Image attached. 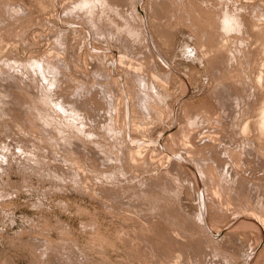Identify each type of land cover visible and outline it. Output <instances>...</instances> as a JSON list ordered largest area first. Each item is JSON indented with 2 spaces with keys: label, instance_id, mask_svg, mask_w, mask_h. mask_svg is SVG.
Here are the masks:
<instances>
[{
  "label": "rangeland",
  "instance_id": "obj_1",
  "mask_svg": "<svg viewBox=\"0 0 264 264\" xmlns=\"http://www.w3.org/2000/svg\"><path fill=\"white\" fill-rule=\"evenodd\" d=\"M0 1H3V0H0ZM6 1L4 0L3 3ZM10 1L14 2L15 5H14V3L12 4ZM10 1H9V3L14 7L11 8V5L8 3V1L3 6H1L2 8L0 7V11L2 14L6 15L8 12V16H4V15L0 14V18H1L0 21L5 22L6 25H7V23L9 24V21L10 22L12 21L11 22L12 24L10 23L9 25H10L11 30L13 31L12 32L10 30V28L8 29V27H9L8 25L5 26L4 23L0 22V28H1L0 34L2 35V36L0 35V50L1 51L3 50L2 53L0 51V59H1L0 72H2V74L0 73L1 74L0 79L6 78V79H4L5 81L3 79H1L4 82H2L0 84V89H2L4 87L3 89H9V91L11 90V92H12V93L11 92L8 93V90H7L6 91L8 94L7 95L6 92L5 93L2 92L3 89L0 90L1 91L0 97H1V99H4V101H2V102L5 103V104H3L2 102H0V106L3 105L2 108L0 107L1 108V111H0V264H206V263L210 264V262H211V264H216V262H217V264H225V263H227V264H244V263L245 264H250V263L264 264V263H262V262H264V254H262V253H264L262 250V248H264V245H262L263 244L262 243L263 242L262 241L263 236H261L262 235V229H260L261 227L259 225L257 226V223H254L252 220L250 222L249 221L250 219L247 218V217H249L250 213H253L252 215L250 214V216H255V217L259 218L260 221L263 222V224H264V215H263L264 214V209H263L264 208V206H263L264 205V203H263L264 202V181H262L263 183L260 181V180L264 179V176H263L264 175V172H263V170H264V167H263L264 166V161H263L264 158H261L262 154L264 153V150H263L264 149V146H263L264 137H262V136H264L263 135L264 133L262 131H260V123H261L260 118L263 115V113H262L263 110H261V109L264 108V104H263L264 98H262L263 100L261 99L262 95H263L262 97H264V91H263L264 85H261L262 83L264 84V79H262L264 77L263 76L264 75V71H263L264 67L262 66V65H264L263 64L264 63V59H263L264 58V56H263L264 55V46H261V42H260L263 40L262 45H264V36H263L264 30L263 31L261 30L262 28H264V26H262L264 24V22H263L264 21V14H263L264 8H262L264 0L263 1L262 0H223L225 3L221 0H183V1L179 0L180 2L177 0L179 5H178V3H176L177 2L176 0H105V1H103V0H89L90 4H89V6L87 5L86 7H85V5H81L80 1H82V0H77V2L75 0H73L74 2H71V0H66V1L64 0L65 4H63L64 3L63 0H61V2H60V0H55V1L54 0H10ZM68 1L71 2V4ZM17 2L20 3L19 4L20 9L19 10H17L18 6H19V5H16V4H18ZM59 2L62 4H60ZM66 2H67V4L69 3L68 5L75 6V7H70L72 9H70V8L66 9V7H68V5L66 6ZM75 2H76V5L74 4ZM218 2L225 4V5H223V7H221L222 6V4H221V6L219 7L218 6L219 4H217ZM261 2H263V3H261ZM1 3L2 2H0V5H2ZM57 3H58V5H57ZM77 3H78V5H81V7H77L78 6ZM99 3H100V5H98ZM6 4L10 9H7L8 8L7 6H6L7 8L5 7ZM54 4H56V5L54 6ZM252 4L253 5L255 4L253 6L254 9L251 8L252 6L250 7V5H252ZM180 5H181V7H180ZM211 5L215 6L216 9L219 8V10H216L214 7L212 8ZM256 5L258 6L259 9H257ZM260 5H261L262 9L260 8ZM21 6H23L24 8ZM184 6H187L186 8L190 9L191 12H190V10L186 9ZM217 6H218V8H217ZM227 6L231 7V9L226 8ZM239 6L242 8L241 10H238V9H240ZM3 7H4V9H7V10H4ZM15 7H17V8L15 9ZM49 7L50 8L53 7V8L50 9ZM182 7H184V8H182ZM255 7H256V9H255ZM62 8H64L63 11H62ZM79 8L80 9L82 8V11L79 10ZM91 8H94V9L92 10ZM210 8L212 10H210ZM222 8L223 9L225 8V11ZM234 8L235 9L237 8V9L235 10ZM220 9H221V11H220ZM226 9H228L229 11H227ZM232 9L234 10V12L237 11L235 13V15L237 16V14H239V16L235 17L234 14H231V13H234ZM3 10L5 11V13ZM54 10L56 12H58V15ZM87 10H88V12H86ZM215 10H216V12H215ZM230 10H232V11H230ZM245 10H248V11H245ZM10 11L12 12V14L13 13L14 14L12 15ZM19 11H21V12H19ZM26 11L27 12L30 11V12L26 13ZM40 11L43 13L41 14ZM46 11H48V12H46ZM83 11H85L86 14L88 13L87 16H89V18L90 17L91 18L89 19L88 17H85L86 15L82 16V15H84L82 13ZM89 11H91V13ZM209 11H213L214 13L210 12L211 13L210 14V13H208ZM217 11H219V13L223 12L222 15L224 13H226V11H227L226 14L229 13L228 15L232 16V19H234L233 23H235V24H233L234 27L237 25L236 31L232 30V28H233L232 27L231 29H229V30H231L232 33L231 32L228 33V30L225 31L226 28H224L223 26L221 28V25H223V23L221 21L222 19L220 20V18H222V17H219V16H221V13L219 15ZM242 11L246 12V14H244ZM250 11L251 12L253 11L255 14L253 12L251 14ZM45 12L48 14H46ZM115 12H116V14H114ZM240 12L243 13V14L241 13L242 16L246 15L245 16L246 20L243 19V21L245 20L243 23L248 26V29H246L247 26L245 25L246 26L245 32L243 31L244 28H242V27H245L244 24L241 23L242 19L240 21L238 20V19L242 18ZM259 12L260 13L262 12V14H261L262 17L260 16ZM53 13H54V15H53ZM61 13H62V15H61ZM81 13H82V15H81ZM187 13H188V15L189 14L190 15L188 16ZM215 13H217L219 16H217V14H215ZM22 14L26 15L27 18L24 15H23L24 17H22L21 16ZM43 14H45V15H43ZM95 14L98 16H96ZM247 14H248L250 20L247 18ZM10 15H12V16H10ZM51 15H53V16H51ZM80 15L82 16L81 19H80ZM101 15L103 17H100ZM211 15H212V17H211ZM32 16H34V18L36 17L35 20H33L34 22L31 21L29 23H25V22H28L29 19H31V20L34 19ZM54 16L56 17L57 21L55 20ZM187 16H188V18H187ZM209 16H210V18H209ZM9 17L12 19H10ZM15 17H18L17 19H19V20H17ZM20 17H21V19H20ZM78 17H79V19H78ZM94 17L96 20L94 19ZM254 17H256V18H254ZM259 17L262 18L263 21H262V19H259ZM13 18H15V20ZM23 18H26V19H24L25 21L24 20L22 21L25 24L20 21ZM100 18H102V19H100ZM189 18H192V19L194 18V19L192 21ZM195 18H196L197 23L194 22ZM216 18H217V20H216ZM257 18H258V20H257ZM40 19L41 20L43 19V20L40 21ZM45 19L47 21H44ZM82 19L83 20L85 19V20L83 21ZM91 19H94L95 21L93 20L94 21L93 22ZM4 20H6L7 22ZM78 20H79V22H78ZM214 21H215V23H214ZM218 21L221 23H219ZM249 21H250V23H249ZM253 21H256L257 24H256V22H253ZM13 22H14V24H13ZM48 22H49V24H48ZM87 22H89L90 24H88ZM192 22H194V24ZM91 23H93V24H91ZM199 23H201V24L199 25ZM217 23H219V25H220L219 28H218ZM239 23H241L242 25ZM247 23H249V24H247ZM15 24H18L19 26L18 27L15 26L17 28L13 29L12 27ZM197 24H198V27L196 26ZM208 24H210V25H208ZM250 24H251L250 27L255 28V29L251 28L252 31L250 30V27H249ZM48 25L50 27H48ZM89 25H91V26H89ZM127 25H129L130 27ZM193 25L195 26V28H193L194 27ZM239 25H241V28ZM257 25H259V26H257ZM20 26H22L20 29L23 31L22 36L24 37V39H23V37H20L21 36V34H20L21 30L20 31L18 30V28ZM131 26H132V29H131ZM210 26L211 27L213 26L212 29ZM5 27H7V28H5ZM28 27H29V29H28ZM32 27H34V28H32ZM38 27L41 28V30ZM51 27L56 29L58 32H55L56 30H54ZM24 28H26V29H24ZM31 28L33 30H31ZM42 28H45V29L42 30ZM198 28H199V30H198ZM213 28L216 29L215 30L216 32L213 31L214 30ZM238 28H239V30H238ZM85 29H87L86 34L90 37L89 39H88V37H85V35H86L85 31H84ZM136 29H138V30H136ZM206 29L209 30L207 32H209L210 34L206 33ZM240 29H242V30H240ZM257 29H259V30H257ZM38 30L40 32H37ZM46 30L48 32H50L51 35L46 36L48 34V32ZM51 30L53 33L51 32ZM88 30H89L90 35H89V33H87ZM201 30H202L201 34H204V32H205V35H200ZM210 30L213 33H215L216 38L213 36L214 34L211 33ZM217 30H220V32H218ZM237 30H238V32H237ZM255 30H257V32L260 31L262 33H257V35H256ZM15 31H16V33H18V32L19 33L15 34L14 33ZM24 31H26V32H24ZM92 31H95V32H92ZM98 31H99V33H96ZM137 31L140 34H138ZM223 31H224V33H223L224 35L226 34V32L228 33V34H226L227 36L225 35V37L227 39L222 34ZM234 31L236 33H234ZM240 31L243 33H241ZM248 31L249 32L251 31V33L253 35L248 34L249 33ZM253 31H255V32L253 33ZM7 32H8V34H7ZM239 32H240V34H239ZM37 33H38V35L40 33V36H37ZM44 33H45V36L43 35ZM141 33H142V35H141ZM218 33H220V34H218ZM136 34H137V37H136ZM208 34L210 35V36H208V39L209 38L211 39V41L209 39L210 42H213V41L215 42V40H216L215 43L213 42L214 45L212 44V46L209 48H208V46H209L208 44H210V42L206 39ZM245 34H247V35H245ZM259 34L261 37H257ZM8 35H12V38L14 37L13 38L14 40L12 38H9L11 36H8ZM94 35H95V39L92 38V36H94ZM139 35H141L142 37ZM144 35L146 37H144ZM198 35H199V37H197ZM220 35L222 36V40H220L221 39ZM4 36H6V37H4ZM15 36L18 39L15 38ZM30 36H33L31 38L35 42H33L32 39H30ZM57 36H58V38H54ZM203 36H206L205 39L203 38ZM218 36L220 37L219 40H218V38H219ZM245 36H247L248 40ZM252 36H254V39ZM52 37L54 40L52 39ZM96 37L97 38L100 37L98 39L99 42L98 41L95 42ZM211 37H213V38H211ZM237 37H239V38H237ZM256 37H257V40L255 39ZM4 38H5V40H4ZM38 38H40L39 41L37 40ZM65 38H66V40H65ZM76 38H78V40H75ZM145 38H147V39L149 38L148 43H147V40ZM200 38L203 40V42ZM214 38H215V40L212 41V39H214ZM234 38L236 40L237 39H239V40L242 39V40L241 41H239V40L235 41ZM45 39H46V41H44ZM56 39L59 41L55 42ZM61 39L64 42H62V41L60 42ZM67 39L72 40V41L74 40V42L69 41ZM150 39H152L151 43L149 42ZM232 39H233V42L231 41ZM8 40L10 43L8 42ZM49 40H50V42H49ZM52 40H53V43H52ZM86 40H88V42H86ZM91 40L94 42L92 43ZM143 40H145V41H143ZM198 40L200 42H202L201 47H200L201 43ZM243 40H245L246 42L244 41L245 42L244 43ZM26 41L28 42L27 45L24 44V43H26ZM30 41H32V42H30ZM140 41H143V42H140ZM204 41H207V43L205 42V44H204ZM217 41L219 44L217 43ZM228 41L230 42V44L228 43ZM3 42H5L6 45H8V46H6L5 43H3ZM22 42H24V43H22ZM38 42L40 43V45ZM66 42L69 45L71 44L70 42L75 43V46L73 47L74 44H71V46H72L71 49H70V46L67 48L68 45L65 44ZM90 42L92 43V46H91ZM220 42L222 43V45ZM240 42H241V44H244L243 47L247 44V42L249 43L248 45H246V48L247 47H249V48H247L245 50V53H244L245 47L243 48L241 44H240L241 46H238L239 45L238 43H240ZM250 42L254 43V44L252 43L253 48H250V47H252ZM29 43L31 44L30 47L28 45ZM32 43H33V45H32ZM55 43L58 44L60 49H58V46ZM61 43H63L64 46ZM87 43H89V44H87ZM99 43L101 45L102 44L103 45L100 46ZM139 43H141V44L144 43V44L149 45V46H147V47H146V45L142 46L143 44L141 45ZM232 43L235 45H233ZM50 44H52V45H50ZM54 44H55V49H53ZM76 44H78V47L79 46L80 47L77 48ZM223 44H224V46H223ZM257 44H258V47H260L259 48L260 51H258V53H257V51L254 50V48L255 49L258 48L256 46ZM24 45H26V46H24ZM236 45H237L238 49L235 47ZM104 46H106V47H104ZM113 46H114V48H113ZM117 46L119 47V50H118ZM138 46H139V48H138ZM140 46L142 47V49L140 48ZM222 46L225 49V55H223V56H225V59H227L228 57L229 58L231 57V60L230 59L226 60V62L228 64L232 61V65L229 64V66L230 67L232 66L234 68L235 66L238 65V62H239V66L242 65V66H240V68H239V66H237L234 68V70H232L233 68H230L228 66V64L225 62V59L222 60L224 58L223 56L219 57L218 60H220V58H221V60L224 62L220 61L221 64L217 63L218 61H217V58L215 57V55L220 54V51H219V54L217 53V51L218 50L222 51V49H223ZM64 47H66V49H64ZM88 47H89V49H88ZM94 47H96V48H94ZM232 47H233V50L234 49L238 50L237 54H239V55H237V58L239 59V57H240L239 60L236 58V50H234V53H235L234 54ZM37 48H38V50H37ZM121 48L123 49V51L120 50ZM151 48H152V51L150 50ZM197 48L198 49L200 48V50L198 51ZM205 48H206V50H205ZM240 48H241V50H240ZM67 49H68V51H67ZM79 49H81V50H79ZM91 49H93V50L90 51V55L89 54L87 55V53H89V50H91ZM103 49L104 50L107 49L106 50L107 53L112 54V55L105 53V51ZM113 49H115V50H113ZM146 49L149 51V55H150L149 56L146 54L148 56L147 58L145 56V53H148V51H145ZM169 49H170V51H169ZM228 49H230V54H227ZM250 49L251 50L253 49L254 53H252V51ZM58 50H60V51H58ZM63 50L66 51V54H65V51H63ZM209 50L211 51V53ZM248 50H250L253 57H256V58H253L251 54H250L251 55L250 56L248 54V53H250V51H248ZM11 51L13 54L11 53ZM35 51H36V54L38 53L37 54L38 56L35 55ZM44 51H46V54L44 53ZM49 51H50V53H49ZM57 51H58V53H57ZM79 51H80L81 56H78ZM83 51H84V53H83ZM98 51H100V53H99L100 56L98 54ZM113 51H115L114 55H113ZM118 51H119V53H118ZM121 51H122V53H121ZM125 51H126V53H125ZM166 51H169L170 55L168 53H167V55H164L166 53ZM200 51H201L202 55H201ZM213 51H215V53H213ZM226 51H227V53H226ZM241 51H242V54L240 55ZM247 51H248V53H247ZM7 53L10 54V55H8L9 57L11 56L10 58L8 56H6ZM17 53H18V57H17V55L15 56V54H17ZM51 53H53V55ZM71 53L75 56V58H73L74 56H72ZM101 53L103 54V56H101L102 55ZM195 53L198 55L196 56ZM212 53L214 56L212 55ZM232 53L234 54V56L232 55ZM243 53L244 54L247 53L249 56L247 54L244 55ZM262 53H263V55H262ZM33 54L35 56L34 61H32V59H33L32 57H34ZM49 54L51 56H49ZM94 54L96 56L98 55L97 56L98 60ZM172 54H173V56H172ZM209 54L212 55L213 57H211ZM222 54H224V53H222ZM256 54L260 55L261 58L257 57ZM19 55H20V57H19ZM82 55H84V56H82ZM91 55H94L93 57L95 59L93 57H91ZM242 55H243V57H242ZM4 56H5V58H4ZM12 56L15 58H13ZM21 56L22 57L24 56L23 58H26L27 60L22 59ZM27 56L28 57L32 56L31 57L32 59L30 57L27 58ZM36 56L41 57V58L43 57V59L46 58V60L48 59V61L50 60V62H48V61L46 62L45 59L43 60V59L37 58ZM59 56H60L59 61H58V59H56L57 61L54 62L55 58H57V57L59 58ZM64 56H65V58H64L65 62H62L61 58H63ZM88 56H89V58H88ZM113 56H114V58H113ZM168 56L169 57L172 56V58H168ZM176 56H177V58H176ZM208 56H210L209 57L210 59L207 58ZM247 56L249 57V59L246 58ZM68 57H69V59L73 58V59H70L71 63H70ZM99 57H101V59L103 57L101 62H99L100 61ZM180 57L183 60L179 59ZM203 57H205V58H203ZM233 57L236 58L237 60L236 59L234 60ZM7 58H9V61H7L8 63H6V61H5V60H7ZM11 58H13L14 61L16 59V61L19 62V63L16 61L14 62L12 59V61L16 64L15 65L16 69L14 67H13V69L11 67H9V66L13 65V64H11L12 63V61L10 60ZM36 58L39 60H37ZM53 58H54V60H53ZM92 58L94 60H96L97 62L94 60L92 61ZM107 58H109V59H107ZM137 58H139V59H137ZM144 58L146 61L144 60ZM212 58L214 60H216L217 62L216 61L214 62ZM257 58H258V60H257ZM78 59L80 61H76ZM86 59H88V61ZM104 59H105V61H104ZM111 59L114 61V64H113V61ZM127 59L128 60L130 59L129 60L130 62ZM148 59H149V62L151 61L152 63L147 62ZM163 59H164V61H163ZM204 59H207V60H204ZM259 59L262 62H260ZM20 60H22V61H20ZM66 60L69 61L68 65H67ZM72 60L76 61V63L79 62L78 63L79 68L77 67L79 69V71H77L78 69L76 68V66H78V64L75 65V63L72 62ZM81 60L84 62L83 65L81 63L82 62ZM115 60H117V62L120 60L119 61L120 65ZM156 60H157V64H156L157 66L154 65L156 63ZM177 60H179V61H177ZM211 60L213 61V65H215V66H216V63L219 64V66L224 64L223 68H225L227 66L228 68L227 67L226 68L229 71L226 68L225 69L228 72L224 71L225 69L222 70V68H221L222 66H221L219 68H221L222 72H218V70H220V69H217L218 66L214 67L212 65ZM242 60L244 62H242ZM25 61L29 62V65H30V63H32V64L30 66L29 65L26 66V64H28V63H25ZM36 61H38V62H36ZM44 61L46 62L47 65L43 64ZM52 61L54 62L56 67L54 66ZM175 61L178 63H176ZM235 61L237 63H235ZM246 61H249V62L247 63ZM253 61L256 63V65H254L255 63ZM3 62H5V63H3ZM9 62H11V63H9ZM33 62H35V63L33 64ZM41 62H43V63H41ZM58 62H59V64H58ZM204 62H205V65L207 64V66L204 65ZM209 62H210V64H209ZM17 63H18L19 67H21V66H22L21 68L24 67V69H22V71H20L21 68L18 69L20 73L17 70V68H19V67H16ZM36 63H40V64L37 65ZM80 63L82 65V67H81ZM99 63L100 64L103 63V65L105 63L106 68H105V65L104 66L102 65L101 67H100V65H97ZM146 63H148V64H146ZM257 63L261 64V66L260 65L257 66L258 65ZM41 64H43V65H41ZM192 64L194 66L196 65V69ZM3 65H5V66L7 65V66L4 67ZM33 65L35 66V69H34ZM49 65H51L52 67ZM61 65L64 66V68L62 70H60ZM93 65H95V66H93ZM96 65L98 66L97 69H96ZM108 65L110 66V69H109V67L107 69ZM116 65L119 67H117ZM146 65H148V67ZM185 65H187V66L185 67ZM63 66H61V68ZM66 66L68 68L67 70H66ZM74 66H75V68H74ZM83 66L85 68H83ZM123 66H124V68H123ZM151 66H153V68H151ZM175 66H177V67H175ZM188 66H189V68H188ZM7 67H9V68H7ZM70 67L72 70H69ZM102 67H104V68H102ZM125 67H127V69H125ZM130 67L133 70H129ZM149 67H150V69H149ZM155 67H156V70H155ZM250 67H252V70L248 69ZM4 68L5 69L7 68V70H3ZM49 68H51V69H49ZM54 68L56 70L58 68V70L56 72H52V71H55ZM92 68H94L95 70ZM98 68H99V71H98ZM101 68L103 69V71H105L104 69H106V71L104 72V74L105 73L106 74L102 75L103 78H102V76H100L101 74H103L102 73L103 71ZM119 68H120V70H119ZM122 68L125 70H129V71H126L127 73L126 72L125 73L128 75L130 74L132 79H133V76L135 75L134 76L135 80L130 79L131 78L130 76H129L130 77L129 78L128 75L124 74L125 70H123ZM145 68L148 69V71H146ZM177 68H179V69H177ZM193 68H194V70H193ZM242 68H243V70H241ZM245 68H246V70L247 69L248 70L244 71ZM8 69H10V70H8ZM88 69H89V71H88ZM91 69L94 70L92 72L93 74L91 73ZM183 69H185V70L183 71ZM230 69L232 71H230ZM239 69L241 70L242 73L239 71ZM253 69L255 72L253 71ZM33 70L36 73L38 72L37 75L39 77L36 76V73H34ZM59 70H60V72H64V73H62L63 75L59 72ZM178 70H181L182 72H180ZM190 70H191V72H190ZM209 70H211V71H209ZM212 70H216L219 73V74H216L217 72L215 71L216 77L218 76L219 79L214 78L215 75L213 76L214 73L212 74V72H214V71H212ZM261 70H262V72H261ZM9 71H10V73L12 71V73L10 74ZM29 71L33 72L34 75L31 74ZM42 71H43V73H42ZM100 71H101V73H100ZM109 71L111 73H109ZM113 71H115V72H113ZM132 71H135V73ZM158 71H160V73ZM4 72H5V74H4ZM49 72L51 75L46 74ZM58 72L60 74H56ZM77 72H78V74H80V76L83 75L82 76V82H81V79H80V81L78 80V78L80 76L76 74ZM87 72H90L92 74V76L94 75V77L89 78L88 76H91V75H90V73H88L89 74L88 75ZM98 72H99V75H98ZM139 72H140V74H139ZM172 72L173 73L175 72L176 74L175 73L173 74ZM192 72H194V73H192ZM207 72L209 74H207ZM244 72H246V73L248 72L247 74H249L250 72H251V74L253 73L252 75L246 74L247 76L250 77V80H252V81L248 80L249 77H246L244 75L245 74ZM7 73H9V74L7 75ZM41 73L44 75L46 74V76L43 77V75ZM66 73H67V75L65 76L64 74H66ZM81 73H84V74H81ZM131 73L134 75H131ZM143 73H144V75H143ZM168 73H169V75L172 73L171 75H173V76L170 75V76H168L170 78H168L166 76ZM239 73H241V75H243V76H241ZM96 74L99 77L96 76ZM110 74L114 78L111 77ZM147 74L148 75L151 74V75L148 76ZM220 74H221V76H220ZM235 74H236V76H235ZM30 75H31V77H30ZM60 75H62V76H60ZM85 75H88V76L85 77ZM123 75H125V77ZM190 75H192L193 77ZM23 76L28 77L27 80H26V77L24 78ZM68 76H69V78H68ZM95 76H96V78H95ZM109 76H110V79L112 78L111 80L110 79L107 80ZM138 76H140L142 80L138 79V78H140ZM163 76L167 77L168 81H166L167 79H165ZM174 76H176V77H174ZM185 76L188 77L189 79L186 78ZM223 76H225V78ZM9 77H11L12 79H10ZM45 77L46 78L50 77V78L47 80ZM56 77H57V79H56ZM60 77L62 79L63 78L64 79L61 80ZM73 77H74V81H73ZM115 77L116 78L118 77L117 79H119L120 81H116ZM145 77H147V78H145ZM245 77L247 80L245 79L244 81L247 83V87H249V88L246 87V84L243 81V79ZM254 77H256V78H254ZM32 78H33V81H32ZM36 78L38 80L37 82L35 81ZM152 78L154 79L153 82H155V83L151 82L153 80ZM228 78L231 79V82H229L230 79H228ZM58 79H60L62 82L60 80L58 81ZM76 79H77V81H76ZM186 79L189 80V83ZM213 79H214V81H213ZM225 79L227 82H229V85L232 83L229 86V88L233 86L234 89L233 88L229 89L227 87L228 83L225 81ZM232 79H234V80H232ZM238 79L241 80V82L243 81L244 84L242 83L243 84L242 85ZM1 80H0V82H1ZM89 80H91V82H88L89 84L91 83L90 84L91 87L89 86V84H87V81H89ZM94 80H95V83H98V84H95V86H94L95 89L92 87L94 85ZM104 80L106 82H104ZM124 80H126V81H124ZM148 80H149L150 86L147 87V85L145 86V83L146 82L148 83ZM184 80H186V81H184ZM218 80H220V81H218ZM221 80L222 81L224 80L223 82L227 83V84L225 83L224 86L227 87L228 89L223 87ZM29 81H30V83H29ZM55 81L57 83V86H56ZM84 81L86 83V86L88 85L87 90L90 87V91L88 90V92H86V90H84V89H86V86H84L85 84L83 83ZM110 81L118 82L121 85V88L124 86L128 87V88L126 89L124 87V88H122L124 90H122L118 83H113ZM132 81H134L135 84ZM136 81H138V84ZM140 81L142 83V86H139V87H141V89L137 86V85H141ZM142 81L145 82L144 85H143ZM211 81H213V83ZM232 81L233 82L236 81V83H235L236 85L238 83V85H242L243 87L242 86L241 87L236 86ZM18 82L19 83L22 82L24 84H21V83L19 84ZM47 82H48V84H46ZM156 82L159 83L158 86L160 85L159 86L160 88L157 87V88H159V90L162 88V91H164L168 87V89H167L168 91H164V92L159 91L155 87L157 85ZM255 82H257V86H258V84L260 85V86H258L259 88L256 86ZM12 83H13V85H15V90H14V88H12L13 87ZM14 83H16V84H14ZM39 83L41 85H39V86H37V88H35L36 86H34V85L35 84L38 85ZM42 83H43V86H42ZM53 83H55V84H53ZM110 83H112V84H110ZM125 83H126V85H125ZM251 83H252V85H251ZM2 84H4V85H2ZM28 84H30V86L32 84L33 85L31 87H29ZM50 84L55 86V87L51 86ZM60 84H62V85H60ZM82 84H84V85H82ZM129 84H130V88H129ZM153 84H154V86H153ZM166 84H168V85H166ZM217 84H219V85H217ZM248 84H249V86H248ZM1 85L3 87H1ZM5 85L6 86L9 85L8 86L9 88L6 87ZM23 85H25V86L23 87ZM65 85L68 86V89H67V86H65ZM103 85L105 86V88L103 87ZM116 85L118 87L117 89L115 88ZM151 85L153 87H151ZM161 85H162V87H161ZM215 85H217L218 89L220 86L222 87L221 88L222 90L224 88L225 91L224 90L223 91L226 93H223V92L219 93L218 91H221V90L220 89L218 90L217 88H215ZM250 85L251 86L255 85L256 88L251 87ZM10 86H12V87H10ZM26 86L28 87L29 90H31V93H30L31 96H33V93H34V95H35V97L33 96L34 99L31 96L29 98L27 96L29 94H27V93L25 95V92L29 91V90H26L27 89ZM45 86H47V87L49 86L48 87L49 89L46 87L47 91H45L46 93L48 92V95L46 93H44L43 89ZM97 86H98V88H96ZM107 86L110 89H111V87H112V89H116V92H115V90H112L115 92V94L112 93L109 89L108 90L110 91V93L107 94L106 92H104V91L108 92V90L106 88ZM235 86L237 87V90L239 87V90L238 91L236 90L234 92L233 90H235V88H236ZM22 87L24 88L23 93H21L23 90L20 89ZM32 87H34V90L36 89L37 91L39 90L38 88H40L39 92L37 93V91H33ZM163 87H164V89H163ZM245 87L247 88V90L251 88L250 93L252 95L250 93H248L249 91L247 92ZM261 87L263 88V90ZM91 88H92V91H91ZM102 88H103L104 93L99 90ZM132 88H134V89L132 90ZM143 88H144V90H146V92L143 90ZM145 88H147L148 91ZM149 88H151L150 90L152 92H150ZM240 88H242L244 90H242ZM41 89H42V91H41ZM56 89H58V91ZM70 89H72V90H70ZM96 89H97V92H95ZM118 89H119V91H118ZM211 89L212 90L214 89V91L217 89V91H215L216 94L221 96L223 93V95H225V97L222 96L223 97V99H222L221 97L217 96L214 93V91H212ZM231 89H233V90L231 91ZM12 90H14V91H12ZM18 90H20V91L22 90V91L20 92ZM64 90H65V92H63ZM81 90H82V92H80ZM241 90H242V92H241ZM258 90H260L261 92L263 91L262 94L259 93V95H258V92H260ZM78 91L82 94L78 93ZM154 91L155 92L158 91V92L155 93ZM243 91H246V92H243ZM256 91H257V93H254ZM14 92H18V94L14 93ZM51 92L54 94H52ZM60 92H61V95L64 94V96H65V93H67L66 94L67 96L62 97L60 95ZM69 92L72 95H69V97H68ZM90 92H91V94H90ZM120 92L122 95L120 94ZM160 92H162L161 95H160ZM212 92L214 94L213 98H215V96H217L216 98L218 100H216V101H219V99H220L224 105L220 101H219V103L218 102L215 103L216 98L215 99L211 98L213 94L211 95L210 93H212ZM228 92H234V94L237 92L238 98H240V97L241 98L238 99V98H236L237 95L234 96L233 93L230 94ZM2 93H4V94L2 95ZM19 93H20V96H19ZM35 93H37L38 95L40 93H41L40 95L44 94L43 96L45 97V100L41 101L40 104L43 108H45V110H43L42 107H39L40 105L38 104L39 103L38 101H37L38 103H36L38 96ZM49 93H51L52 95L50 94L51 96H49ZM83 93H85L84 94L85 96L83 95ZM105 93H106L107 97H108V95H110V98L109 97L106 98V95H104ZM145 93H148V95L146 96ZM149 93H151L153 95V97H151L152 95L150 96ZM158 93L160 96L158 95ZM167 93H168V95H166ZM10 94H12V95H10ZM57 94L60 95L62 98L57 96ZM77 94H79V95H77ZM239 94H241V95H239ZM246 94H249V96ZM4 95H5V97H2ZM17 95L19 97L18 100L21 101V103L24 100V102L22 103L23 106H22V104L20 107H18V106L14 107L13 106L14 104H15V106L18 105V103L20 104V102L17 103L15 101L16 99L14 100L15 102L12 100V98L17 96ZM95 95H96V98H95ZM98 95L99 96H101V95L105 96L106 99L103 97H102V99H100V97ZM114 95H116V96H114ZM139 95H140V97H139ZM209 95H211V97H209ZM255 95H257V96H255ZM8 96L10 97V99H9V101H8V99L6 100L8 102V104H6L5 99L8 98ZM11 96H12V98H11ZM26 96H27V98H26ZM46 96H47V98H46ZM119 96H120V98H119ZM121 96H123V97L121 98ZM135 96H136V98H135ZM162 96L166 97V99L160 98ZM227 96L229 97V99L232 98L233 100H229ZM254 96H255V99H254ZM70 97L72 99L71 101L77 100L75 98L81 99L80 100L81 101V103H80L81 108L80 109H79L80 106L78 104L79 99L77 100L78 102L76 101L77 103L76 102L73 103L71 101H68L70 99ZM144 97H147V99H145ZM155 97L158 99L160 98L162 100L159 99V101H158V99H156V101H155L153 99ZM226 97H227L229 102L226 101L227 100ZM233 97H235L236 99ZM248 97L251 100H249ZM31 98L33 99V101ZM48 98H50V100ZM64 98H66V99H64ZM111 98L112 99L114 98L113 100L117 102V103L115 102L116 103L115 104L114 101L112 100V102L115 105L110 104V103H112ZM116 98H119V100H117ZM131 98H132V100H130ZM149 98L151 99V101H149L150 100ZM209 98L211 99V101L213 100L212 102L214 103V106L212 105L213 104L212 102H207L208 100L210 101ZM244 98H246V100ZM252 98H253V100H252ZM53 99H54V102H53ZM86 99H87V101H86ZM107 99H110V102H108L109 100H107ZM140 99H141V101L143 99V101H142L143 106L141 105V102H139ZM241 99H242V101H240ZM256 99H257L259 104L257 103ZM260 99L262 100V102L259 101ZM26 100L28 102H26ZM46 100H49V102ZM51 101H52V103H51ZM57 101H59L61 103L57 104V107H54V106H56ZM98 101H100L99 104H101V101H102V103H104L103 106L102 105H100V106H102L103 109L106 108L107 109L106 111L108 112V114H111V112L113 113V114H111L112 116L110 115L113 118L108 116V114L102 108H100V106H98L99 105L98 103L96 104V102H98ZM134 101H135V103H134ZM204 101H205V103H204ZM233 101H234V103H233ZM236 101H237V103H236ZM252 101L253 102L255 101L256 103L255 102L253 103ZM9 102L10 103L12 102L11 105L14 103L12 105L13 108L11 105L7 106L8 108L6 107V105L10 104ZM33 102H35L37 105H35ZM43 102H45V104L47 105L48 108H46L45 104H42ZM120 102H122V103L124 102L123 105H121ZM136 102H137V105H139V106H135ZM150 102H152V103H150ZM226 102L233 103V104L227 105ZM238 102L241 104H239ZM242 102H244V103H242ZM247 102H249L250 104L248 107L249 109L247 108V110H246L248 112L246 114V111L244 109H246L245 107L248 106ZM251 102H252V104H251ZM1 103H2V105H1ZM53 103H55V104H53ZM62 103L64 104V106H66L69 103V106L67 105L66 107H64V106L62 107ZM106 103H109V104H106ZM210 103H211V105H209ZM217 103H218V105H216ZM32 104H34V105H32ZM70 104L73 107L75 104L76 108L78 107V109H76L75 107L69 108V107H72V106H70ZM82 104L85 105L86 107L82 106ZM94 104H96V105H94ZM156 104H157V107H156ZM204 104L205 105L207 104L206 106L209 105V107L211 109L215 108V110H217L216 111L217 114H215L216 112L213 109L214 110V114L212 115L213 118L211 117V113H213V111L211 109L209 110V107H202V106H205ZM234 104H236V105L238 104V107L240 106L239 107L240 109H238V107L235 106ZM242 104H245V105H242ZM4 105H5L6 109L4 108ZM52 105L54 108H52ZM59 105H61V107ZM104 105H108V106L104 107ZM148 105H149V107H148ZM191 105L193 107H197L196 105H198L200 107V105H201V108H199V107H197L198 109L193 108ZM24 106H25V108H24ZM26 106H27L28 110L30 109L29 110L30 112H29L27 117H26L27 114H25L26 112H24L26 109ZM92 106H94V107L92 108V111H90V112L91 113L93 112V113L91 114L89 112L90 113V116H89V114H87L88 113L87 110ZM109 106H110V110L113 107H114V110L112 109L110 112V110L108 109ZM111 106H113V107H111ZM131 106H133L134 108H132ZM152 106H153V108H152ZM216 106H218L217 108L218 109L220 108V109L218 110L216 108ZM224 106L227 109L224 108ZM228 106H229V109H228ZM232 106H235L234 107L235 111L232 110L233 109ZM252 106H254V107L252 108ZM21 107L24 109V111H23V109H21ZM82 107H84L86 111ZM97 107L100 108V111H99V109L96 110ZM127 107L129 108V110ZM141 107H144L147 110H144V108H141ZM188 107L190 109H192L193 111L188 109ZM11 108L14 111L11 110ZM14 108H16V109L19 108L18 111H20V110L21 111L18 113V111L17 110L15 111ZM32 108L37 109V110H35V112L37 114L35 112L33 113L34 110ZM61 108L63 109V111H65V109L67 110V108H68V110H67L68 112H66V113H68V115H66L64 117V115L66 113L61 112L62 111ZM205 108L208 111H206ZM221 108H222V110H221ZM241 108H243V110L245 111L244 113H241V112H243V110ZM250 108H251V111L254 110L255 112L249 111ZM4 109L6 111L8 109H10V113H9V111L7 112V113H9V115L5 113L6 111L3 112ZM60 109H61V111H60ZM140 109H142V110H140ZM194 109L196 110V112L194 111ZM223 109L224 110L226 109V111L228 110L227 111L228 117H227V115H225L226 111H223ZM236 109L239 112L236 111ZM80 110L83 112H81ZM90 110H91V108H90ZM101 110H102V112H101ZM115 110L117 112H115ZM198 110L200 112H198V115H197L196 113ZM202 110H205V112L203 111V113H201ZM240 110H241V112H240ZM11 111H13V112L11 113ZM70 111L72 113H70ZM96 111H97V113H96ZM141 111H143V112H141ZM218 111L220 113L222 112L223 114L222 113L220 114ZM232 111H234V112H232ZM257 111L259 112V114H257L258 113ZM40 112L43 115V117H44V115H46L44 117V119H39V117H42V115H40ZM42 112H44V113H42ZM57 112H61L62 114L57 113ZM76 112L77 113L80 112V114H77ZM104 112L107 114L106 115L107 118L109 117L108 119H104V120H107V121H105L106 126H105L103 120L100 121L101 119H103L105 117V116H100L101 115L100 113H104ZM134 112H136V114H134ZM207 112H211V113H208V115H207ZM235 112H236V114L237 113L242 114L243 117H242V115H239V114H237L238 115L237 116L236 114H234ZM250 112H251V114L255 113L254 117H253V115L251 117ZM23 113L25 115H23ZM30 113H31L32 117L34 116L36 118L33 119L34 117L32 118L30 116ZM49 113H51V114H49ZM73 113L74 114L76 113L75 114L76 116L79 115L78 116L79 119H76V116H74ZM158 113H159V115H157ZM187 113L189 114L190 120L193 119V121L189 122L190 120L188 119L189 117H188ZM69 114L70 115L73 114L72 115L73 118L72 117L70 118ZM95 114L97 117L98 116L99 117L98 118H96V116H95V118L92 117ZM121 114H122V116L119 117ZM199 114L205 115V116H203L204 119L202 118L201 115L199 116ZM16 115H17V117H16ZM52 115H54V116H52ZM60 115H62V116H60ZM48 116H51L52 118L48 117ZM57 116H58V118L60 116L61 118L63 117L64 119L54 118ZM68 116H69V119L66 118ZM115 116H116V118H115ZM123 116L126 119H123ZM215 116L218 118H216ZM235 116H236V118H235ZM28 117H29V119H28ZM101 117H103V118H101ZM199 117L201 118V122L199 120L200 119ZM224 117H227L226 119H229L230 121L229 120L227 121ZM246 117H248V119ZM30 118L33 121L35 120L34 123H32L33 121L30 120ZM49 118H50V120H49ZM110 118H111V121L109 120ZM130 118H132V119H130ZM252 118H253V120H252ZM38 119L41 122L38 121ZM120 119L123 121H121ZM186 119L188 121H185ZM202 119L204 120V122L202 121ZM214 119L215 120L219 119L218 121H220V120L221 121L219 123H216L218 121H215ZM223 119H225L226 121ZM255 119L257 122L254 121ZM27 120H29V121H27ZM118 120H120V122ZM194 120H196L198 125L201 123H202V125H199V127L197 124L194 125V123H195ZM234 120L235 121L238 120L239 122H235ZM242 120L244 122H242ZM251 120H252V122H251ZM36 121H38V122H36ZM43 121H44V123H42ZM59 121L63 122V123H60ZM159 121L162 123H160ZM212 121H213V124H212ZM222 121H224V122H222ZM232 121H234V122L232 124H230ZM109 122H111L112 124ZM114 122H116L117 125L118 126L120 125V126L119 127L116 126V123H114ZM127 122H128V124H129V122L131 124L128 125ZM157 122H159V123H157ZM187 122L189 123V125L192 129H193L192 126H194L193 131H195V130L197 131L201 127H202V129L206 128L209 125V131L210 132H208V128H206L204 131L202 129H199L196 133L194 132V134H196V135H194L193 133L191 135L190 133L193 131H191V128H189V125L187 124ZM192 122H194V123L191 124ZM225 122H228V123H226V125H223V127H222V124H225ZM37 123L40 125H38V127L34 126L35 124L37 125ZM54 123H58V124L55 125ZM102 123L104 125H102ZM238 123L239 124L244 123V124L241 127ZM250 123H252L253 125ZM32 124H33V126H32ZM43 124H45V125H43ZM108 124H109V126H111V128H109V126H107ZM160 124L161 125L166 124V125H165V127H164V125H163V127H161ZM170 124H173V125L177 124L176 127L174 128V131H175L174 137L172 136V137H170V139L167 138L166 140H164V143L163 142L161 143V141L159 140V137L161 134L160 131L163 129L161 131V132H163L165 130V128L170 126ZM205 124H207V125H205ZM121 125H122V129H121ZM130 125L131 126L134 125V126L131 127ZM204 125L206 127H203ZM216 125H217V127H214ZM256 125H257V127H256ZM45 126H47L46 129L48 132L45 130ZM103 126L107 130L109 128L110 133H108L109 131L107 132L106 129L103 128ZM112 126H113V128H112ZM252 126H253V129H255L254 127H256L257 130L259 129L260 135L256 129H255V131H257V132L256 133L254 132V130L252 129ZM36 127L38 128V130H35V129H37ZM39 127H40V129H39ZM55 127H57V128H55ZM61 127H63V128H61ZM135 127L139 128L138 131L136 130L137 128L135 129ZM229 127H231L230 129L232 131L230 129H229L230 131H228ZM233 127H236L235 130L236 129L238 130L239 129L238 127H241L240 130H242V132L244 131L243 133L241 132V134L244 137L242 138V135L240 134V132H236L237 130L235 131ZM49 128H51V129H49ZM218 128L220 131L217 130ZM75 129L77 132L75 131ZM111 129H112V131H111ZM130 129H131V131H130ZM132 129L135 133V134L133 133L135 136H133V134H131L133 132ZM175 129H177V130H175ZM225 129H227L226 131H228V135L225 134V133H227L226 131H224ZM33 130H35V131H33ZM41 130H42V132H41ZM51 130H52V132H49ZM126 130H127V132H124ZM180 130H183V131L185 130V131L182 132ZM187 130H188V132H190V131L191 132L188 133ZM200 130L203 131V133ZM206 130H207V133H205ZM221 130H222V132H221ZM240 130H238V131H240ZM43 131L45 132V134H43ZM59 131H60V134H59ZM139 131H141V132L139 133ZM211 131H214V132L217 131V132L211 133ZM223 131L225 132L224 134L227 137H225V135L223 134ZM198 132H200L202 134L199 133V135H200L199 136V135H197ZM76 133H77V135H76ZM107 133L110 135L108 136ZM128 134H130V135H128ZM136 134L139 135V136H137L139 139H137ZM207 134L209 135V137L212 136L211 137L212 139L209 138L208 136H206ZM251 134L252 135L255 134V135L251 136ZM256 134L260 136L259 138L257 137L258 138L257 140L258 141L260 140L257 143V145L255 143V142H257V140L255 139L257 136ZM143 135L146 136L147 138L144 137ZM190 135L192 137H193V135H194V137L199 136V138L203 135L206 137H202L203 139H199L202 141H198V140H196L198 137H196V139H195L194 137L192 138ZM220 135L223 137V139H224V137L226 139L228 138L229 142H228V140H225L224 142H222L221 140H223V139H221ZM235 135H239V139L242 141L244 140L243 141L244 144L240 140L236 141L238 136L236 137ZM240 135H241V137H240ZM249 135H250V138H249ZM131 136L133 139L131 138ZM181 136H185V139L183 140L184 137L181 138ZM64 137H65V139H64ZM70 137L72 139H70ZM97 137H98V139L100 138L99 139L100 142L97 141L98 140ZM154 137L157 139H155ZM216 137L217 138L220 137V138L217 140ZM233 137H236V138H233ZM173 138H174V141H173ZM136 139L138 141H135ZM154 139L156 142L154 141ZM232 139H235V140H232ZM251 139L253 140V142L251 141ZM95 140L97 141L96 144H95V142H96ZM139 140L140 141L142 140V141L140 142ZM170 140H172V141L170 142ZM178 140L179 141L181 140L180 142L182 144H180V142ZM185 140H189V141H185ZM194 140H196V141L194 142ZM210 140L211 141L214 140V143H216V144H214L213 142L207 143L208 141L210 142ZM215 140H217V141L215 142ZM219 140H220V142H219ZM230 140H232V142H234L233 145L231 144L232 142ZM250 141L252 143H250ZM153 142H155V143H153ZM240 142L242 144H240ZM246 142L250 145V148H252L253 150L248 148L249 145L245 144ZM100 143L104 145L103 148H101L103 145H101ZM131 143L134 146L131 145ZM145 143H148V144H146L148 147H145L146 146ZM192 143H194V144H192ZM202 143L204 146H207V144H208L207 147L210 146V148L214 149V151L212 149H209V148L205 150L204 147L203 148L201 147ZM219 143H221V145ZM225 143L226 144L229 143L227 148H226L227 145ZM259 143L260 144L263 143V144L260 145ZM141 144H144V147L143 146L141 147L142 152L144 151L143 153H141V150L136 151L137 148H135L138 145L140 146ZM154 144H156L158 147ZM173 144H175V145H173ZM213 144H214V147L212 146ZM218 144H219V146H218ZM223 144H225L226 149H224ZM82 145H83V148H82ZM97 145L98 146L101 145V146L98 147ZM129 146H133L134 148L130 147V149H129L128 148ZM177 146H179V147H177ZM181 146H183V148ZM197 146H200L202 150L199 147H198L199 148L198 149ZM229 146H233V147L231 148ZM260 146L261 147L263 146L262 147L263 149ZM161 147H162V149H161ZM192 147H194V148L192 149ZM243 147L244 148L247 147V149L244 150ZM146 148H148V149H146ZM153 148H155V149H153ZM179 148L182 150H180ZM184 148H186V150ZM216 148L218 150H216ZM220 148H221V150H220ZM228 148H229V150H227ZM230 148H231L232 152H234V150H235V152L231 154ZM240 148L242 151L244 150L247 153H245L243 151L242 154H240V152H239ZM101 149L104 151L100 152ZM132 149H133V151H132ZM151 149H153V151ZM187 149H188L189 154L186 153ZM222 149L226 150V151H222ZM129 150H130V153H128ZM171 150L176 152L175 153L176 156L175 155L173 156L174 152L171 153ZM177 150H178V152H177ZM191 150L192 151L194 150V151L192 152ZM208 150H210V151L212 150V151L210 152ZM260 150H263V151H260ZM91 151H93V152H91ZM131 151H132V153H131ZM146 151H147V155H145ZM217 151H218L219 156L217 154ZM250 151L254 154H256V152L258 151V153L255 156L254 154L250 153ZM253 151H255V152H253ZM95 152H97V154ZM135 152H137V153H135ZM150 152L152 154H150ZM181 152L184 153L185 157H184L183 153H181ZM202 152L207 156V160L209 158V161H208L209 163L207 162V160H205V163H203L204 159H206V157L204 158L205 155L202 156V154H203ZM153 153H154V155H153ZM170 153L172 155L171 156L169 155V157H168V154H170ZM193 153L197 154L198 158L200 157L199 160L202 161L203 165H207V163H208L207 166H203V165L201 166L200 171L202 173V178H200V179L197 176V171L200 168V166L195 165L194 163H196V164L200 163V165L202 163L198 160V158L195 155L193 156ZM236 153L237 154L239 153L240 158L238 157V155ZM160 154L164 155V156L160 157L161 156ZM179 154H181V155H179ZM248 154H252L254 157H252V155L250 156ZM258 154L259 155L261 154V156H259ZM104 155L106 156L105 158H104ZM107 155H108V158L111 157L112 159L111 158L108 159ZM131 155H133V156H131ZM149 155H150V157H149ZM216 155H217V157H216L217 159H215ZM232 155H233V157H232ZM115 156H116V158H115ZM127 156H128V158L126 159ZM191 156H193V157L191 158ZM213 156H214V159H213ZM220 156H224V157H222L223 159L226 156V159H224V162H222L223 159H221ZM246 156H247V158L248 157H250V158L246 159ZM257 156H259L262 159V161L260 160V162H259V163H261V164H259V166L261 167L260 169L258 166H256L257 168L255 166H253L255 162L258 164L259 158ZM122 157H124L125 160L122 159ZM133 157H135L136 159ZM182 157L185 160L182 159ZM255 157L258 159V161L256 160ZM262 157H264V154ZM156 158L159 160H157ZM189 158L192 159V161ZM210 158H212V159H210ZM227 158H228V160H227ZM152 159H153V161H151ZM193 159H195V160H193ZM231 159L234 161H231ZM250 159L254 162H251ZM108 160L111 162H109ZM113 160H114V162H113ZM134 160H135V162L136 161L137 162L133 163ZM164 160L165 161L167 160V161L165 162ZM210 160L212 161V163H210L211 162ZM216 160L217 161L219 160L218 161L219 163L218 162L215 163ZM226 160L229 162H227ZM140 161L144 162L143 167H142V164ZM158 161L161 162V164L163 163L164 165L162 164V166H161V164ZM181 161L183 163L184 162L187 163V165H185V163H184V166H183V163ZM197 161H199V162H197ZM225 161H226V164L223 167ZM146 162L148 163L149 166L147 165ZM230 162H232V163L235 162V164L238 165V167L235 164L232 165ZM262 162H263V164H262ZM138 163H140V164H138ZM155 163H157L156 165H158V166H155L154 165ZM241 163H243V164L246 163V164L243 165ZM251 163L253 164L252 166L255 168L250 166V168H252V169H250L248 167L249 165H251ZM134 164H137L136 166H138V167L135 168L136 166ZM216 164L219 167H216ZM226 165L227 166L229 165V166L226 167ZM230 165H231V167H230ZM144 166L146 167V169H144L145 168ZM246 166L248 167L249 170H243ZM159 167H161V168H159ZM203 167H206V168H203ZM220 167H222L221 172L224 170H225V172L228 171L227 172L228 175H227V173H225L226 174L225 176L228 177L227 179H230L231 181H228V180L225 181L226 177L224 176V172H222L223 173L222 174L218 171V169H220ZM239 167L240 168L244 167L243 169L241 168L243 171L241 169L239 170ZM192 168H194V169H192ZM202 169H204L203 172H202ZM206 169H207V172H205ZM229 169L231 170L230 173H229ZM253 169H255V170H253ZM256 169L257 170L263 169L262 171L259 172V173L263 174L262 175L263 178L261 176L259 177V175H261V174H259V173H258L259 175L256 174L259 171L258 170L256 172ZM235 170H237V171H235ZM251 170H253V171L251 172ZM214 172H216V174ZM243 172L246 173V177L243 176V175H245V174H243ZM253 172H256V173L253 174ZM190 173L192 174V176ZM195 173H196V175H195ZM206 173L207 174L210 173V174L207 175ZM218 173L220 174L219 175L220 178L222 177L221 179L218 178L219 177ZM238 173H240L241 175ZM235 174L237 177L235 176ZM210 175H211V177H210ZM232 175H233V177H231ZM241 176H243V178H247V179H244L245 181L247 180L246 182H248L249 177H250L249 182L253 179L251 181L252 186L251 185H250L251 187L248 186L250 183L248 182L249 184H247L246 182H244L243 178L242 179L240 178ZM234 177H235V179L232 180ZM236 178H240L243 181L236 179ZM257 178H259L260 180H258ZM219 179L221 181H219ZM215 180H218L219 182L215 181ZM237 180H239V181H237ZM257 180L260 181L261 183L258 182V184H257ZM199 181H200V183H199ZM211 181H213L216 184V186H215V184H213V182L211 183ZM217 182H218V184H217ZM238 182H240L242 185L244 183L243 187L240 183L238 185L237 184ZM253 182L256 184H254ZM195 183L197 184V187H196ZM245 183L247 184L248 188L245 187ZM209 184H210V186L212 184V187L214 188V190H213V188H210ZM201 185H203V186H201ZM255 185H257L258 187L257 186L255 187ZM207 186L210 189H207L208 188ZM252 188H253V190H252ZM257 188L260 190H257ZM206 189H207V191L208 190L209 191L207 192ZM198 190L199 191L201 190L200 193L198 192ZM248 190H249V192H248ZM202 191L205 194L202 193ZM252 191H255V192H252ZM251 192H252V194H251ZM256 192H257V194H256ZM129 193H131V194H129ZM213 193H215V195L218 194V196L220 195L218 197V199L215 197V195ZM223 194H226V196L228 195L227 198ZM221 195H223V196H221ZM255 195H256V197H254ZM200 197L202 198L201 200H200ZM210 198H214V199H210ZM215 198H216V200H215ZM221 198L225 199V201L222 200ZM258 206H260V207H258ZM233 207L235 209H233ZM242 207L243 208L247 207V208L243 209ZM239 208H240V210H239ZM258 208H259V210H257ZM248 209H249V212H248ZM202 210L204 211V214H203ZM245 212H246V214H245ZM242 213H244V214H242ZM220 223H222V224H220ZM223 223H224V225H223ZM229 224H231V225H229ZM218 225H220V226H218ZM247 225H249V226H247ZM217 226L219 228H217ZM220 228L221 229L225 228L224 231L228 230L229 233L225 234L222 230H219ZM217 229H218V234L216 233ZM230 232H231L232 236L230 235ZM258 233H260L261 235H259ZM228 236L232 237L233 240H232V238H230V240H229ZM258 236H261L262 238L258 237ZM235 238H236V240H234ZM246 238L249 239V241L246 240ZM244 239L247 242H250V244L247 242L243 244L242 242H245ZM256 239H258V241ZM234 242L236 244L237 243L238 244L236 245ZM239 242L242 245H240ZM259 242H261V243H259ZM243 246H246L247 248L243 247ZM256 246L258 248L255 249L256 251L254 250L253 258L251 257L252 259L251 258L249 259L247 254L249 252H251ZM245 249H247V250H245ZM219 250L221 252H219ZM213 252L217 256L215 254H213ZM212 254H213V256H212ZM221 254H222V256H221ZM227 254H228V256H226ZM218 255H220L221 259H218ZM224 255L226 256L225 259H227V261H224L225 259L222 261V257H224ZM229 255H230V258L233 259V262L231 260H229L230 259ZM244 255H247V257ZM261 255H263V258H261L262 257ZM209 259L212 261H208ZM228 260L231 261V263L230 262L228 263ZM259 260L262 262H259Z\"/></svg>",
  "mask_w": 264,
  "mask_h": 264
},
{
  "label": "bare ground",
  "instance_id": "obj_2",
  "mask_svg": "<svg viewBox=\"0 0 264 264\" xmlns=\"http://www.w3.org/2000/svg\"><path fill=\"white\" fill-rule=\"evenodd\" d=\"M3 1H4V0H3ZM3 1H0V2H2V3H1L2 5H0V7L3 6L7 1H8V3H9L10 0H7V1L5 0L6 2H4V3H3ZM54 1H55V0H54ZM63 1H64V0H63ZM65 1H66V0H65ZM65 1H64L63 4H65ZM75 1L77 2V0H75ZM103 1H105V0H103ZM176 1H177V0H176ZM178 1H179V0H178ZM178 1H177L176 3H178ZM182 1H183V0H182ZM221 1H223V0H221ZM262 1H263V0H262ZM10 2H11V1H10ZM60 2H61V0H60ZM60 2H59V3H60ZM68 2H69V1H68ZM71 2H74V1L71 0ZM71 2H69V3L71 4ZM76 2L74 3L75 5H76ZM80 2H81V5H85V7H86L87 5L89 6V4H90V3H89V0H82V1H80ZM179 2H180V1H179ZM223 2H224V1H223ZM11 3L13 4L14 2H11ZM17 3H18V2H17ZM51 3H52V2H51ZM53 3H54V2H53ZM55 3H56V2H55ZM69 3H68V4H69ZM102 3H103V2H102ZM183 3H184V2H183ZM224 3H225V2H224ZM261 3H263V2H261ZM261 3H260V4H261ZM9 4H10V3H9ZM9 4H8V5H9ZM19 4H20V3H18V4H16V5H19ZM60 4H62V3H60ZM68 4H67V2H66V6H67ZM184 4H185V3H184ZM217 4H219L218 6L220 7L222 3L218 2ZM226 4H227V3H226ZM258 4H259V3H258ZM10 5H11V4H10ZM14 5H15V3H14ZM41 5H42V4H41ZM49 5H50V4H49ZM55 5H56V4H54V6H55ZM57 5H58V3H57ZM72 5H73V4H72ZM77 5H78V3H77ZM81 5H78L77 7H81ZM98 5H100V3H99ZM178 5H179V3H178ZM181 5H182V4H181ZM181 5H180V7H181ZM215 5H216V4H215ZM223 5H225V4H222L221 7H223ZM227 5H228V4H227ZM254 5H255V4H254ZM254 5L252 4V5H250V7L252 6L251 8L254 9V8H253ZM6 6H7V4L5 5V7H6ZM51 6H52V5H51ZM218 6H217V8H218ZM256 6H257V5H256ZM7 7H8V6H7ZM7 7H6V8H7ZM12 7H14V6L11 5V8H12ZM19 7H20V5L18 6V9H17V10L20 9ZM21 7H23V6H21ZM40 7H41V6H40ZM56 7H57V6H56ZM62 7H63V6H62ZM70 7H75V6H70V5H68V7H66V9H67V8L69 9ZM184 7L186 8L187 6H184ZM184 7H182V8H184ZM211 7H212V8L214 7V8L216 9L215 6H212V5H211ZM239 7H240V6H239ZM1 8H2V7H1ZM16 8H17V7H15V9H16ZM23 8H24V7H23ZM49 8H50V7H49ZM52 8H53V7H51L50 9H52ZM57 8H58V7H57ZM57 8H56V9H57ZM83 8H84V7H83ZM226 8H230V9H231V7H229V6H227ZM260 8H261V5H260ZM262 8H264V3H263V7H262ZM262 8H261V9H262ZM3 9H4V7H3ZM7 9H10V8L8 7ZM7 9H4V10H7ZM13 9H14V8H13ZM39 9H40V8H39ZM59 9H60V8H59ZM63 9H64V8H62V11H63ZM70 9H72V8H70ZM91 9L93 10L94 8H91ZM178 9H179V8H178ZM180 9H181V8H180ZM186 9H188V8H186ZM208 9H209V8H208ZM222 9H223V8H222ZM234 9H235V8H234ZM236 9H237V8H236ZM236 9H235V10H236ZM241 9H242V8L240 7V9H238V10H241ZM249 9H250V8H249ZM255 9H256V7H255ZM257 9H259L258 6H257ZM1 10H2V9H1ZM4 10H3V11H4ZM23 10H24V9H23ZM25 10H26V9H25ZM41 10H42V9H41ZM60 10H61V9H60ZM76 10H77V9H76ZM79 10L82 11V8H81V9L79 8ZM181 10H182V9H181ZM188 10H190V9H188ZM210 10H212V9L210 8ZM216 10H219V8L216 9ZM216 10H215V12H216ZM223 10L225 11V8H224ZM226 10L229 11L228 9H226ZM232 10H233V9H232ZM232 10H230V11H232ZM243 10H244V9H243ZM21 11H22V10H21ZM21 11H19V12H21ZM30 11H31V10H30ZM30 11H28V12L26 11V13H29ZM52 11H53V10H52ZM54 11H55V10H54ZM70 11H71V10H70ZM81 11H80V12H81ZM95 11H96V10H95ZM186 11H187V10H186ZM213 11H214V10H213ZM213 11H209L208 13H210V12L212 13ZM220 11H221V9H220ZM227 11H226V13H227ZM245 11H248V10H245ZM253 11H254V10H253ZM253 11H252V12H253ZM256 11H257V10H256ZM258 11H259V10H258ZM6 12H7V11H6ZM10 12H11V11H10ZM17 12H18V11H17ZM22 12H23V11H22ZM46 12H48V11H46ZM46 12H45V13H46ZM55 12H56V11H55ZM60 12H61V11H60ZM64 12H65V11H64ZM84 12H85V11L82 12L84 15H82V13H81V15H82V16H85V15H86L85 17H88V18H89V16H87L88 13L86 14V12H88V10H87L85 13H84ZM89 12L91 13V11H89ZM184 12H185V11H184ZM190 12H191V10H190ZM217 12H218L219 15H220V13H221V16H219L217 13H215V14H217V16L222 17V18H220V20L222 19L221 21H222V23H223V25H221V28H222V26H223L224 28H226L225 31L228 30V33L231 32V30H229V29H231L232 27L234 28V29L232 28V30H235V31H236V26H237V25L234 27L233 24H235V23H233V20H234V19H232V16H231V15L229 16V15H228L229 13H228V14L224 13V14L222 15L223 12H220V13H219V11H217ZM233 12H234V10H233ZM236 12H237V11H236ZM236 12H234V13H231V12H230V13L235 15ZM238 12H239V11H238ZM242 12H243V11H242ZM242 12H240V14H241ZM250 12H251V11H250ZM252 12H251V14H252ZM254 12H255V11H254ZM254 12H253V13H254ZM263 12H264V10H263ZM4 13H5V11H4ZM15 13H16V12H15ZM24 13H25V12H24ZM40 13L42 14L43 12L40 11ZM56 13H57V15H58V12H56ZM117 13H118V12H117ZM211 13H210V14H211ZM213 13H214V12H213ZM243 13L246 14V12H243ZM243 13H242V14H243ZM255 13H256V12H255ZM255 13H254V14H255ZM259 13H260V12H259ZM259 13H258V14H259ZM0 14H2L1 11H0ZM11 14H12V12H11ZM13 14H14V13H13ZM13 14H12V15H13ZM17 14H18V13H17ZM20 14H21V13H20ZM30 14H31V13H30ZM46 14H48V13H46ZM114 14H116V12H115ZM242 14H241V17H242V18H240V19L237 18L239 21L242 19V20H241V23H243V22L246 20V17H245L246 15H245V16H244V15L242 16ZM261 14H262V12L260 13V16H261ZM263 14H264V13H263ZM2 15H4V14H2ZM12 15H10V16H12ZM23 15H24V14H22L21 16H22V17L26 16V15H24V16H23ZM28 15H29V14H28ZM43 15H45V14H43ZM53 15H54V13H53ZM53 15H51V16H53ZM61 15H62V13H61ZM81 15H80V19H81V17H82ZM95 15H96V14H95ZM112 15H113V14H112ZM185 15H186V14H185ZM187 15H188V13H187ZM189 15H190V14H189ZM189 15H188V16H189ZM4 16H8V12H7V14L4 15ZM18 16H19V15H18ZM51 16H50V17H51ZM93 16H94V15H93ZM96 16H98V15H96ZM96 16H95V17H96ZM188 16H187V18H188ZM213 16H214V15H213ZM237 16H239V14H237ZM237 16L235 15V17H237ZM250 16H251V15H250ZM252 16H253V15H252ZM32 17L34 18V16H32ZM43 17H44V16H43ZM48 17H49V16H48ZM54 17H55V16H54ZM59 17H60V16H59ZM59 17H58V18H59ZM85 17H84V18H85ZM95 17H94V19H95ZM100 17H103V16L101 15ZM116 17H117V16H116ZM118 17H119V16H118ZM211 17H212V15H211ZM233 17H234V16H233ZM235 17H234V18H235ZM244 17H245V18H244ZM261 17H262V16H261ZM4 18H5V17H4ZM6 18H7V17H6ZM9 18H10V17H9ZM15 18L17 19L18 17H15ZM15 18H13V19L15 20ZM26 18H27V16H26ZM26 18H23V19L20 20V21L22 22V21H23L24 19H26ZM35 18H36V17H35ZM35 18L32 19V20L29 19V21H28V22H25V23H29V22L35 20ZM45 18H46V17H45ZM58 18H57V19H58ZM90 18H91V17H90ZM90 18H89V19H90ZM92 18H93V17H92ZM96 18H97V17H96ZM199 18H200V17H199ZM209 18H210V16H209ZM213 18H214V17H213ZM247 18L249 19L248 14H247ZM254 18H256V17H254ZM254 18H253V19H254ZM0 19H1V18H0ZM2 19H3V18H2ZM7 19H8V18H7ZM10 19H12V18H10ZM20 19H21V17H20ZM38 19H39V18H38ZM46 19H47V18H46ZM46 19H45L44 21H47ZM48 19H49V18H48ZM52 19H53V18H52ZM78 19H79V17H78ZM86 19H87V18H86ZM94 19H91V20L93 21ZM100 19H102V18H100ZM100 19H99V20H100ZM189 19H191V20L193 21L194 18H193V19H192V18H189ZM201 19H202V18H201ZM201 19H200V20H201ZM214 19H215V18H214ZM218 19H219V18H218ZM237 19H236V20H237ZM243 19H245V20L243 21ZM259 19H262V18L259 17ZM17 20H19V19H17ZM36 20H37V19H36ZM42 20H43V19H42ZM42 20L40 19V21H42ZM55 20H56V17H55ZM82 20H83V19H82ZM84 20H85V19H84ZM84 20H83V21H84ZM91 20H90V21H91ZM95 20H96V19H95ZM95 20H94V21H95ZM200 20H199V21H200ZM216 20H217V18H216ZM238 20H237V21H238ZM249 20H250V19H249ZM254 20H255V19H254ZM257 20H258V18H257ZM4 21H6V20H4ZM8 21H9V20H8ZM24 21H25V20H24ZM48 21H49V20H48ZM56 21H57V20H56ZM90 21H89V22H90ZM94 21H93V22H94ZM210 21H211V20H210ZM239 21H238V22H239ZM247 21H248V20H247ZM247 21H246V22H247ZM262 21H263V19H262ZM0 22L5 24V22H3V21H0ZM6 22H7V21H6ZM11 22H12V21H11ZM11 22L9 21V24H10ZM21 22H20V23H21ZM33 22H34V21H33ZM38 22H39V21H38ZM78 22H79V20H78ZM89 22H87V23L90 24ZM194 22H196V18H195V21H194ZM194 22H192V23L194 24ZM211 22H212V21H211ZM218 22H219V21H218ZM235 22H236V21H235ZM253 22H256V21H253ZM263 22H264V21H263ZM20 23H19V24H20ZM22 23H24V22H22ZM22 23H21V24H22ZM25 23H24V24H25ZM36 23H37V22H36ZM40 23H41V22H40ZM43 23H44V22H43ZM56 23H57V22H56ZM58 23H59V22H58ZM81 23H82V22H81ZM83 23H84V22H83ZM190 23H191V22H190ZM196 23H197V22H196ZM209 23H210V22H209ZM214 23H215V21H214ZM219 23H221V22H219ZM219 23H217V24H218V28H219V26H220ZM241 23H239V24H241ZM249 23H250V21H249ZM249 23H247V24H249ZM4 24H3V25H4ZM9 24L7 23V25L9 26L8 29L10 28V25H9ZM11 24H12V23H11ZM13 24H14V22H13ZM21 24H20V25H21ZM30 24H31V23H30ZM30 24H29V25H30ZM32 24H33V23H32ZM37 24H38V23H37ZM41 24H42V23H41ZM45 24H46V23H45ZM48 24H49V22H48ZM91 24H93V23H91ZM200 24H201V23H199V25H200ZM211 24H212V23H211ZM217 24H216V25H217ZM237 24H238V23H237ZM243 24H244V23H243ZM253 24H254V23H253ZM253 24H252V25H253ZM256 24H257V22H256ZM262 24H263V23H262ZM262 24H261V25H262ZM7 25L5 24V26H7ZM39 25H40V24H39ZM39 25H38V26H39ZM42 25H43V24H42ZM82 25H83V24H82ZM190 25H191V24H190ZM208 25H210V24H208ZM232 25H233V26H232ZM241 25H242V24H241ZM241 25H239L240 28H241ZM245 25H246V24H244V26H245ZM254 25H255V24H254ZM254 25H253V26H254ZM261 25H260V26H261ZM11 26H12V25H11ZM15 26L18 27L19 25H18V24H15V25H13L12 28H13V29H16L17 27H15ZM23 26H24V25H23ZM31 26H32V25H31ZM31 26H30V27H31ZM51 26H52V25H51ZM87 26H88V25H87ZM89 26H91V25H89ZM127 26H129V25H127ZM193 26H194V25H193ZM196 26L198 27V24H197ZM246 26H247V25H246ZM246 26H245V27H242V28H244V29H243L244 32L246 31V30H245ZM250 26H251V24L249 25V27H250ZM257 26H259V25H257ZM262 26H264V24H263ZM14 27H15V28H14ZM21 27H22V26H20V27L18 28L19 31L21 30V29H20ZM45 27H46V26H45ZM48 27H50V26L48 25ZM82 27H83V26H82ZM82 27H81V28H82ZM129 27H130V26H129ZM197 27H196V28H197ZM210 27H211V26H210ZM212 27H213V26H212ZM212 27H211V29H212ZM255 27H256V26H255ZM5 28H7V27H5ZM32 28H34V27H32ZM32 28H31V30H33ZM35 28H36V27H35ZM38 28H39V27H38ZM38 28H37V29H38ZM51 28H53V27H51ZM51 28H50V29H51ZM81 28H80V29H81ZM85 28H86V27H85ZM91 28H92V27H91ZM93 28H94V27H93ZM127 28H128V27H127ZM193 28H195V26H194ZM215 28H216V27H215ZM215 28H213V29H214L213 31L216 30ZM251 28L253 29L254 27H250V30L252 31ZM0 29H1V28H0ZM24 29H26V28H24ZM28 29H29V27H28ZM39 29L41 30V28H39ZM43 29H45V28H42V30H43ZM48 29H49V28H48ZM53 29H54V28H53ZM89 29H90V28H89ZM129 29H130V28H129ZM131 29H132V26H131ZM133 29H134V28H133ZM209 29H210V28H209ZM246 29H248V26H247ZM254 29H255V28H254ZM259 29H260V28H259ZM259 29H257V30H259ZM2 30H3V29H2ZM10 30H11V28H10ZM54 30H56V29H54ZM65 30H66V29H65ZM82 30H83V29H82ZM86 30H87V29L84 30V31H85V34H86ZM96 30H97V29H96ZM136 30H138V29H136ZM196 30H197V29H196ZM198 30H199V28H198ZM220 30H221V29H220ZM220 30H217V31L220 32ZM238 30H239V28H238ZM238 30H237V32H238ZM240 30H242V29H240ZM257 30H255V31H256V35H257V33H262V32H260V31L257 32ZM261 30L263 31L264 28H262ZM7 31H8V30H7ZM11 31H12V30H11ZM16 31H17V30H16ZM16 31H15L14 33H15V34H18L19 32L16 33ZM46 31H47V30H46ZM131 31H132V30H131ZM207 31H209L208 29H206V33H209V32H207ZM235 31H234V33H236ZM251 31H250V32L248 31V32H249L248 34H252ZM255 31H253V33H254ZM2 32H3V31H2ZM2 32H1V33H2ZM8 32H9V31H8ZM8 32H7V34H8ZM12 32H13V31H12ZM22 32H23V31L21 30V33H20L21 36H20V37H23V36H22ZM24 32H26V31H24ZM37 32H40V31L38 30ZM43 32H44V31H43ZM47 32H48V31H47ZM51 32H52V30H51ZM55 32H58V31L56 30ZM92 32H95V31H92ZM135 32H136V31H135ZM137 32H138V31H137ZM198 32H199V31H198ZM201 32H202V30L200 31V35H205V32H204V34H201ZM210 32L213 33L211 30H210ZM215 32H216V31H215ZM240 32H241V31H240ZM240 32H239V34H240ZM49 33H50V32H48V34L46 33V34H47L46 36L51 35V33H50V34H49ZM52 33H53V32H52ZM87 33H89V30H88ZM96 33H99V31L96 32ZM223 33H224V31L222 32V34H223ZM228 33L226 32V34H228ZM231 33H232V32H231ZM241 33H243V32H241ZM246 33H247V32H246ZM20 34H19V35H20ZM24 34H25V33H24ZM26 34H27V33H26ZM32 34H33V33H32ZM58 34H59V33H58ZM138 34H140V33L138 32ZM194 34H195V33H194ZM209 34H210V33H209ZM209 34L207 35V38H206L208 41H209V39H210V38L208 39V36H210ZM213 34H214L213 36L215 37V33H213ZM218 34H220V33H218ZM222 34H221V35H222ZM226 34H225V35H226ZM263 34H264V31H263ZM0 35H1V34H0ZM12 35H13V34H12ZM12 35H8V36H11V37H9V38H12ZM19 35H18V36H19ZM27 35H28V34H27ZM43 35L45 36V33H44ZM54 35H55V34H54ZM86 35H87V34H86ZM86 35H85V37H88V39H89L90 37H89L88 35H87V36H86ZM89 35H90V33H89ZM141 35H142V33H141ZM141 35H139V36H141ZM221 35H220V36H221ZM223 35H224V34H223ZM225 35H224V37H225ZM242 35H243V34H242ZM245 35H247V34H245ZM252 35H253V34H252ZM261 35H262V34H261ZM1 36H2V35H1ZM24 36H25V35H24ZM37 36H40V33H39V35H38V33H37ZM44 36H43V37H44ZM55 36H56V35H55ZM59 36H60V35H59ZM216 36H217V35H216ZM226 36H227V35H226ZM228 36H229V35H228ZM248 36H249V35H248ZM263 36H264V35H263ZM263 36H262V37H263ZM4 37H6V36H4ZM25 37H26V36H25ZM31 37H33V36H30V39H32ZM60 37H61V36H60ZM60 37H59V38H60ZM85 37H84V38H85ZM97 37H98V36H97ZM97 37H96V41H95V42H97L98 39L100 38V37H99V38H97ZM136 37H137V34H136ZM141 37H142V36H141ZM144 37H146V36L144 35ZM144 37H143V38H144ZM197 37H199V35H198ZM197 37H196V38H197ZM200 37H201V36H200ZM205 37H206V36H203L204 39H205ZM218 37H219V36H218ZM232 37H233V36H232ZM245 37L247 38V36H245ZM250 37H251V36H250ZM252 37H253V39H254V36H252ZM257 37H261L260 34H259ZM257 37L255 38L256 40H257ZM13 38H14V37H13ZM13 38H12V39H13ZM15 38H17V37L15 36ZM26 38H27V37H26ZM35 38H36V37H35ZM48 38H49V37H48ZM54 38H58V36H57V37H54ZM61 38H62V37H61ZM63 38H64V37H63ZM92 38L95 39V35L92 36ZM143 38H142V39H143ZM211 38H213V37H211ZM215 38H216V37H215ZM215 38L212 39V41L215 40ZM225 38H226V37H225ZM225 38H224V39H225ZM237 38H239V37H237ZM241 38H242V37H241ZM241 38H240V39H241ZM246 38H245V39H246ZM1 39H2V38H1ZM17 39H18V38H17ZM23 39H24V37H23ZM28 39H29V38H28ZM39 39H40V38H38L37 40L39 41ZM41 39H42V38H41ZM50 39H51V38H50ZM52 39H53V37H52ZM69 39H70V38H69ZM69 39H67V40H69ZM140 39H141V38H140ZM145 39L147 40V43H148V39H149V38H148V39L145 38ZM200 39H201V38H200ZM219 39H220V37L218 38V40H219ZM226 39H227V38H226ZM242 39H243V38H242ZM242 39H241V40H242ZM250 39H251V38H250ZM262 39H263V38H262ZM262 39H261V40H262ZM4 40H5V38H4ZM13 40H14V39H13ZM13 40H12V41H13ZM25 40H26V39H25ZM53 40H54V39H53ZM53 40H52V43H53ZM63 40H64V39H63ZM65 40H66V38H65ZM75 40H78V38H76ZM151 40H152V39L149 40L150 43H151ZM196 40H197V39H196ZM201 40H202V39H201ZM220 40H222V36H221V39H220ZM229 40H230V39H229ZM234 40L237 41V40H239V39L236 40V39L234 38ZM241 40H239V41H241ZM247 40H248V38H247ZM32 41H33V39H32ZM32 41H30V42H32ZM44 41H46V39H45ZM58 41H59V40L56 39L55 42H58ZM61 41H62V39L60 40V42H61ZM69 41H72V40H69ZM83 41H84V40H83ZM91 41H92V40H91ZM143 41H145V40H143ZM143 41H140V42H143ZM198 41H199V40H198ZM198 41H197V42H198ZM210 41H211V39H210ZM210 41H209V42H210ZM231 41L233 42V39H232ZM244 41H245V40H243V42H244ZM249 41H250V40H249ZM252 41H253V40H252ZM8 42H9V40H8ZM33 42H35V41H33ZM49 42H50V40H49ZM60 42H59V43H60ZM62 42H64V41H62ZM72 42H74V40H73ZM72 42H70V43H71V44H74V45H73V47H74V46H75V43H72ZM86 42H88V40H86ZM93 42H94V41H92V43H93ZM98 42H99V41H98ZM104 42H105V41H104ZM199 42H200V41H199ZM199 42H198V43H199ZM202 42H203V40H202ZM202 42H200V43H201L200 47L202 46ZM205 42L207 43V41H204V44H205ZM209 42H208V43H209ZM213 42H214V41H213ZM213 42H210V44H208V45H209L208 48L212 46ZM215 42H216V40H215ZM215 42H214V43H215ZM245 42H246V41H245ZM245 42H244V43H245ZM253 42H254V41H253ZM253 42H250V44L252 45ZM260 42H261V46H264V45H262V44H263V40L260 41ZM3 43H5V42H3ZM3 43H2V44H3ZM9 43H10V42H9ZM22 43H24V42H22ZM27 43H28V42L26 41V43H24V44L27 45ZM38 43H39V42H38ZM44 43H45V42H44ZM47 43H48V42H47ZM68 43H69V42H68ZM76 43H77V42H76ZM92 43L90 42L91 46H92ZM200 43H199V44H200ZM217 43H218V41H217ZM220 43H221V42H220ZM223 43H224V42H223ZM226 43H227V42H226ZM228 43L230 44L229 41H228ZM7 44H8V43H7ZM35 44H36V43H35ZM55 44H57V43H55ZM55 44H54V46H53V47H54L53 49H55ZM61 44L63 45V43H61ZM65 44L68 45L67 48L70 46V49H71V47H72L71 44L69 45V44H67V42H66ZM87 44H89V43H87ZM99 44H100V43H99ZM106 44H107V43H106ZM139 44H141V43H139ZM142 44H143V45H142ZM142 44H141L142 46L146 45V44H144V43H142ZM218 44H219V43H218ZM218 44H217V45H218ZM232 44H233V43H232ZM238 44H239V45H238ZM238 44H237L238 46H241V45H242V47H243V45H244V44H241V42L238 43ZM240 44H241V45H240ZM248 44H249V43L247 42L246 45H248ZM253 44H254V43H253ZM5 45H6V43H5ZM22 45H23V44H22ZM26 45H24V46H26ZM28 45H29V47L31 46L30 43H29ZM32 45H33V43H32ZM39 45H40V43H39ZM50 45H52V44H50ZM50 45H49V46H50ZM66 45H65V46H66ZM76 45H77V48L80 47V46L78 47V44H76ZM80 45H81V44H80ZM102 45H103V44H102ZM102 45L100 44V46H102ZM213 45H214V44H213ZM221 45H222V43H221ZM233 45H235V44H233ZM237 45H236L235 47L238 49ZM246 45L244 46L245 48L243 47V48H244V53H245V50H246L247 48H249V47L246 48ZM6 46H8V45H6ZM57 46H58V44H57ZM63 46H64V45H63ZM63 46H62V47H63ZM147 46H149V45H146V47H147ZM218 46H219V45H218ZM223 46H224V44H223ZM223 46H222V47H223ZM227 46H228V45H227ZM229 46H230V45H229ZM256 46L258 47V44H257ZM47 47H48V46H47ZM60 47H61V46H60ZM104 47H106V46H104ZM107 47H108V46H107ZM230 47H231V46H230ZM13 48H14V47H13ZM26 48H27V47H26ZM94 48H96V47H94ZM99 48H100V47H99ZM102 48H103V47H102ZM109 48H110V47H109ZM111 48H112V47H111ZM113 48H114V46H113ZM117 48H118V50H119V47H118V46H117ZM138 48H139V46H138ZM140 48L142 49L141 46H140ZM149 48H150V47H149ZM149 48H148V49H149ZM208 48H207V49H208ZM212 48H213V47H212ZM212 48H211V49H212ZM214 48H215V47H214ZM227 48H228V47H227ZM250 48H253V45H252V47H250ZM259 48H260V47L257 48L258 50L254 48V50L257 51V53H258V51H260ZM3 49H4V48H3ZM39 49H40V48H39ZM42 49H43V48H42ZM42 49H41V50H42ZM58 49H60L59 46H58ZM64 49H66V47H64ZM70 49H69V50H70ZM88 49H89V47H88ZM115 49H116V48H115ZM115 49H113V50H115ZM191 49H192V48H191ZM194 49H195V48H194ZM197 49H198V48H197ZM237 49H234V50H236V58H237V55H239V54H237V53H238V50H237ZM11 50H12V49H11ZM34 50H35V49H34ZM37 50H38V48H37ZM44 50H45V49H44ZM72 50H73V49H72ZM75 50H76V49H75ZM79 50H81V49H79ZM92 50H93V49L89 50V53H87V55H88V54L90 55V51H92ZM103 50H104V49H103ZM106 50H107V49H106ZM106 50H104L105 53H107ZM120 50L123 51L122 48H121ZM150 50L152 51V48H151ZM174 50H175V49H174ZM199 50H200V48L198 49V51H199ZM205 50H206V48H205ZM205 50H204V51H205ZM213 50H214V49H213ZM232 50H233V47H232ZM232 50H231V51H232ZM234 50H233V53H234ZM240 50H241V48H240ZM240 50H239V51H240ZM250 50H251V49H250ZM250 50H248V51H250ZM0 51H1V50H0ZM2 51H3V50H2ZM2 51H1V53H2ZM9 51H10V50H9ZM13 51H14V50H13ZM32 51H33V50H32ZM53 51H54V50H53ZM58 51H60V50H58ZM58 51H57V53H58ZM63 51H65V50H63ZM67 51H68V49H67ZM94 51H95V50H94ZM111 51H112V50H111ZM122 51H121V53H122ZM145 51H148V50L146 49ZM169 51H170V49H169ZM169 51H166V53H165L164 55H167V53L169 54ZM188 51H189V50H188ZM209 51H210V50H209ZM215 51H216V50H215ZM215 51H213V53H215ZM219 51H220V54H219ZM242 51H243V50H242ZM242 51H241L240 55L242 54ZM248 51H247V53H248ZM251 51H252V53H254L253 49H252ZM251 51H250V53H248L249 55H250V54L252 55ZM140 52H141V51H140ZM190 52H191V51H190ZM11 53H12V51H11ZM44 53L46 54V51H44ZM49 53H50V51H49ZM83 53H84V51H83ZM99 53H100V51H98V54H99ZM114 53H115V51H113V55H114ZM118 53H119V51H118ZM118 53H117V54H118ZM125 53H126V51H125ZM200 53H201V51H200ZM210 53H211V51H210ZM213 53H212V55H213ZM217 53H218L219 55H215V57L217 58V61H218V62H217L216 60H214L213 58H212V59H213L214 62L216 61L217 63L221 64L220 61H222V60L225 59V56H223V55H225V49H224V47H223L222 51H221V50H218ZM222 53H224V54H222ZM226 53H227V51H226ZM233 53H232V55L234 56L235 53H234V54H233ZM244 53H243V54H244ZM247 53H246V54H247ZM12 54H13V53H12ZM12 54H11V55H12ZM37 54H38V53H37ZM37 54H36V51H35V55H37ZM51 54L53 55V53H51ZM65 54H66V51H65ZM71 54H72V53H71ZM76 54H77V53H76ZM79 54H80V51H79ZM79 54H78V56H81V54H80V55H79ZM85 54H86V53H85ZM91 54H92V53H91ZM96 54H97V53H96ZM101 54H102V53H101ZM107 54H109V53H107ZM128 54H129V53H128ZM143 54H144V53H143ZM146 54L149 55V51H148V53H145V56H146V58H147L148 56H147ZM177 54H178V53H177ZM195 54H196V53H195ZM227 54H230V49H228V53H227ZM227 54H226V55H227ZM246 54H244V55H246ZM248 54H247V55H248ZM259 54H260V53H259ZM8 55H10V54L7 53L6 56H8ZM16 55H17V57H18V53L15 54V56H16ZM30 55H31V54H30ZM42 55H43V54H42ZM87 55H86V56H87ZM94 55H95V54H94ZM94 55H91V57H93ZM109 55H112V54H109ZM119 55H120V54H119ZM123 55H124V54H123ZM162 55H163V54H162ZM164 55H163V56H164ZM169 55H170V54H169ZM174 55H175V54H174ZM178 55H179V54H178ZM181 55H182V54H181ZM197 55H198V54H196V56H197ZM201 55H202V53H201ZM209 55H210V54H209ZM212 55H210V56L213 57L214 55H213V56H212ZM249 55H248V56H249ZM251 55H250V56H251ZM256 55H257V54H256ZM262 55H263V53H262ZM13 56H14V55H13ZM13 56H12V57H13ZM33 56H34V54H33ZM37 56H38V55H37ZM37 56H36V57H37ZM49 56H51V55L49 54ZM54 56H55V55H54ZM72 56H74V55L72 54ZM82 56H84V55H82ZM95 56H96V55H95ZM97 56H98V55H97ZM97 56H96V57H97ZM99 56H100V54H99ZM101 56H103V54H102ZM107 56H108V55H107ZM121 56H122V55H121ZM142 56H143V55H142ZM145 56H144V57H145ZM149 56H150V55H149ZM163 56H162V57H163ZM172 56H173V54H172ZM172 56H170V57L168 56V58H172ZM179 56H180V55H179ZM182 56H183V55H182ZM210 56H208L207 58H209ZM221 56H223L224 58H223L222 60H221V58H220V60H218V58L221 57ZM248 56H247L246 58L249 59ZM263 56H264V55H263ZM8 57H9V56H8ZM10 57H11V56H10ZM10 57H9V58H10ZM19 57H20V55H19ZM21 57H22V56H21ZM23 57H24V56H23ZM23 57H22V59H26V58H23ZM29 57H30V56H29ZM29 57L27 56V58H29ZM31 57H32V56H31ZM31 57H30V58H31ZM55 57H56V56H55ZM55 57H54V58H55ZM76 57H77V56H76ZM118 57H119V56H118ZM165 57H166V56H165ZM226 57H227V56H226ZM242 57H243V55H242ZM242 57H241V58H242ZM252 57H253V55H252ZM257 57H260V55H257ZM1 58H2V57H1ZM4 58H5V56H4ZM4 58H3V59H4ZM9 58H7V60H5L6 63H8L7 61H9ZM13 58H15V57H13ZM13 58H11L10 60L12 61ZM32 58H33V59H32ZM32 58H31L32 61H34L35 56L32 57ZM37 58L43 59V57H42V58H41V57H37ZM37 58H36V59H37ZM54 58H53V60H54ZM64 58H65V56H64L63 58H61V61H62V62H65V61H64ZM73 58H75V56H74ZM73 58H70V59H73ZM78 58H79V57H78ZM88 58H89V56H88ZM93 58H94V57H93ZM93 58H92V61L95 59V58H94V59H93ZM113 58H114V56H113ZM115 58H116V57H115ZM124 58H125V57H124ZM127 58H128V57H127ZM139 58H140V57H139ZM139 58H137V59H139ZM142 58H143V57H142ZM176 58H177V56H176ZM203 58H205V57H203ZM236 58L233 57L234 60H235ZM246 58H245V59H246ZM250 58H251V57H250ZM253 58H256V57H253ZM260 58H261V57H260ZM262 58H263V57H262ZM44 59L46 60V58H44ZM44 59H43V60H44ZM56 59H58V61H59L60 56H59V58H58V57L55 58V61H54V62L57 61ZM62 59H63V60H62ZM66 59H67V58H66ZM68 59H69V57H68ZM70 59H69V61H70ZM79 59H80V58H79ZM79 59L76 60V61H80ZM99 59H100L99 62H101V60L103 59V57H102V59H101V57H99ZM107 59H109V58H107ZM149 59H150V58H149ZM149 59H148L147 62H149ZM179 59H182V58L180 57ZM200 59H201V58H200ZM209 59H210V58H209ZM227 59H228V60H229V59L231 60V57H230V58L228 57ZM227 59H225V62H226ZM233 59H232V60H233ZM237 59H238V58H237ZM237 59H236V60H237ZM239 59H240V57H239ZM239 59H238V60H239ZM251 59H252V58H251ZM263 59H264V58H263ZM26 60H27V59H26ZM28 60H29V59H28ZM37 60H39V59H37ZM86 60L88 61V59H86ZM97 60H98V57H97ZM111 60H112V59H111ZM127 60H128V59H127ZM129 60H130V59H129ZM129 60H128V61H129ZM144 60H145V58H144ZM169 60H170V59H169ZM182 60H183V59H182ZM182 60H181V61H182ZM204 60H207V59H204ZM234 60H233V61H234ZM257 60H258V58H257ZM259 60H260V59H259ZM3 61H4V60H3ZM13 61H14V59H13ZM13 61H12V63H11V62H9V63L13 64L14 66H13V65H12V66H9V65H8V66L11 67L12 69H13V67L15 68V65H16V64H15L14 62L16 61V59H15L14 62H13ZM20 61H22V60H20ZM29 61H30V60H29ZM47 61H48V59L46 60V62H47ZM61 61H60V62H61ZM66 61H67V60H66ZM69 61H67V65H68V62H69ZM76 61H73V60H72V62H74L75 65L79 63V62L76 63ZM81 61H82V60H81ZM94 61H96V60H94ZM104 61H105V59H104ZM108 61H109V60H108ZM112 61H113V60H112ZM115 61L117 62V60H115ZM119 61H120V60H119ZM119 61L117 62L118 64H119ZM145 61H146V60H145ZM152 61H153V60H152ZM163 61H164V59H163ZM177 61H179V60H177ZM181 61H180V62H181ZM185 61H186V60H185ZM213 61L211 60L212 65H213ZM249 61H250V60H249ZM249 61H246V62L248 63ZM251 61H252V60H251ZM254 61H255V60H254ZM254 61H253V62H254ZM0 62H1V59H0ZM16 62H18V61H16ZM36 62H38V61H36ZM46 62L44 61V63H43V62H41V63L46 64ZM48 62H50V60H49ZM52 62H53V61H52ZM52 62H51V63H52ZM54 62H53V64H54ZM96 62H97V61H96ZM102 62H103V61H102ZM106 62H107V61H106ZM109 62H110V61H109ZM121 62H122V61H121ZM126 62H127V61H126ZM129 62H130V61H129ZM133 62H134V61H133ZM150 62H151V61H150ZM150 62H149V63H150ZM171 62H172V61H171ZM175 62H176V61H175ZM183 62H184V61H183ZM189 62H190V61H189ZM191 62H192V61H191ZM205 62H206V61H205ZM205 62H204V65H205ZM222 62H224V61H222ZM242 62H244V61L242 60ZM260 62H262V61L260 60ZM260 62H259V63H260ZM3 63H5V62H3ZM18 63H19V62H18ZM18 63H17V66H16V67H19V66H18ZM23 63H24V62H23ZM25 63H28V64H26V66L29 65V62L25 61ZM34 63H35V62H33V64H34ZM70 63H71V61H70ZM70 63H69V64H70ZM81 63H82V65H83L84 62L82 61ZM81 63H80V65H81ZM94 63H95V62H94ZM136 63H137V62H136ZM136 63H135V64H136ZM151 63H152V62H151ZM154 63H155V62H154ZM176 63H178V62H176ZM217 63H216V66H215V65H213V66H214V67H217V66H218L217 69H220V70H221V68H222V70H224V69L227 67L226 65L228 64V63L226 62V63H227V64L225 65L226 67L223 68L224 64L221 65V66H222V67H221V66H219V64H217ZM235 63H237V62L235 61ZM250 63H251V62H250ZM250 63H249V64H250ZM254 63H255V62H254ZM11 64H10V65H11ZM20 64H21V63H20ZM31 64H32V63H30V65H31ZM36 64L38 65V64H40V63H36ZM43 64H41V65H43ZM48 64H49V63H48ZM58 64H59V62H58ZM58 64H57V65H58ZM61 64H62V63H61ZM64 64H65V63H64ZM64 64H63V65H64ZM87 64H88V63H87ZM87 64H86V65H87ZM95 64H96V63H95ZM107 64H108V63H107ZM113 64H114V61H113ZM127 64H128V63H127ZM130 64H131V63H130ZM146 64H148V63H146ZM156 64H157V60H156V63H155L154 65L157 66ZM186 64H187V63H186ZM188 64H189V63H188ZM209 64H210V62H209ZM229 64L232 65V61H231ZM229 64H228V66H229ZM257 64H258V63H257ZM263 64H264V63H263ZM22 65H23V64H22ZM24 65H25V64H24ZM30 65H29V66H30ZM46 65H47V64H46ZM63 65H61V66H63ZM65 65H66V64H65ZM65 65H64V66H65ZM82 65H81V67H82ZM89 65H90V64H89ZM97 65H100V67H101V66L103 65V63H102V64L99 63V64H97ZM97 65H96V69H97V67H98ZM104 65H105V68H106V64H105V63H104ZM104 65H103V66H104ZM119 65H120V64H119ZM124 65H125V64H124ZM149 65H150V64H149ZM151 65H152V64H151ZM192 65H193V64H192ZM192 65H191V66H192ZM212 65H211V66H212ZM236 65H237V64H236ZM243 65H244V64H243ZM254 65H256V63H255ZM254 65H253V66H254ZM259 65L261 66V64H258L257 66H259ZM3 66L6 67L7 65H6V66L3 65ZM29 66H28V67H29ZM33 66H34V65H33ZM39 66H40V65H39ZM49 66H51V65H49ZM54 66L56 67L55 64H54ZM61 66H60V70H62V69L64 68V66H63L62 68H61ZM84 66H85V65H84ZM84 66H83V68H85ZM93 66H95V65H93ZM116 66H117V65H116ZM132 66H133V65H132ZM146 66L148 67V65H146ZM179 66H180V65H179ZM183 66H184V65H183ZM186 66H187V65H185V67H186ZM189 66H190V65H189ZM189 66H188V68H189ZM193 66H194V65H193ZM205 66H207V64H206ZM237 66H239V62H238V65H237ZM237 66H235V67H237ZM240 66H242V65H240ZM240 66H239V68H240ZM244 66H245V65H244ZM249 66H250V65H249ZM251 66H252V65H251ZM257 66H256V67H257ZM262 66L264 67V65H262ZM9 67H7V68H9ZM21 67H22V66H21ZM21 67L17 68V70L20 69ZM31 67H32V66H31ZM51 67H52V66H51ZM57 67H58V66H57ZM72 67H73V66H72ZM77 67L79 68V64H78V66H76V68H77ZM108 67H109V69H110V66H109V65L107 66V69H108ZM117 67H119V66H117ZM120 67H121V66H120ZM158 67H159V66H158ZM158 67H157V68H158ZM175 67H177V66H175ZM194 67H195V69H196V65H195ZM209 67H210V66H209ZM219 67H221V68H219ZM229 67H230V66H229ZM235 67H234V68H235ZM245 67H246V66H245ZM1 68H2V67H1ZM7 68H6V69L4 68L3 70H7ZM11 68H10V69H11ZM26 68H27V67H26ZM29 68H30V67H29ZM29 68H28V69H29ZM58 68H59V67H58ZM58 68H57V70H58ZM74 68H75V66H74ZM78 68H77V69H78ZM102 68H104V67H102ZM102 68H101V69H102ZM123 68H124V66H123ZM123 68H122V69H123ZM130 68H131V67H130ZM130 68H129V70H133L132 68H131V69H130ZM135 68H136V67H135ZM151 68H153V66H151ZM181 68H182V67H181ZM181 68H180V69H181ZM190 68H191V67H190ZM211 68H212V67H211ZM227 68H228V67H227ZM227 68H226V69H227ZM230 68H233V67L231 66ZM234 68H233L232 70H234ZM243 68H244V67H243ZM243 68H242L241 70H243ZM246 68H247V67H246ZM246 68L244 69V71H247L248 69H251V70H252V67L248 68L247 70H246ZM260 68H261V67H260ZM10 69H8V70H10ZM12 69H11V70H12ZM15 69H16V68H15ZM15 69H14V70H15ZM22 69H24V67L21 68L20 71H22ZM32 69H33V68H32ZM34 69H35V66H34ZM49 69H51V68H49ZM54 69H55V68H54ZM54 69H53V70H54ZM67 69H68V68H67V66H66V70H67ZM77 69H76V70H77ZM81 69H82V68H81ZM86 69H87V68H86ZM86 69H85V70H86ZM89 69H90V68H89ZM89 69H88V71H89ZM92 69H94V68H92ZM92 69H91V73L95 70V69H94V70H92ZM125 69H127V67H125ZM125 69H123V70H125ZM145 69H146V68H145ZM149 69H150V67H149ZM177 69H179V68H177ZM186 69H187V68H186ZM191 69H192V68H191ZM213 69H214V68H213ZM215 69H216V68H215ZM226 69H225L224 71H227V70H228V69H227V70H226ZM237 69H238V68H237ZM254 69H255V68H254ZM254 69H253V71H254ZM256 69H257V68H256ZM57 70L55 69V71H52V72H56ZM60 70H59V72H60ZM64 70H65V69H64ZM69 70H72L71 67L69 68ZM104 70L106 71V69H104ZM113 70H114V69H113ZM119 70H120V68H119ZM129 70H125V71H124V74H126V73H127L126 71H129ZM134 70H135V69H134ZM143 70H144V69H143ZM151 70H152V69H151ZM155 70H156V67H155ZM158 70H159V69H158ZM184 70H185V69H183V71H184ZM193 70H194V68H193ZM206 70H207V69H206ZM220 70H218V72H222V70H221V71H220ZM232 70L230 69V71H232ZM241 70L239 69L240 72H241ZM258 70H259V69H258ZM31 71H32V70H31ZM33 71H34V70H33ZM43 71H44V70H43ZM43 71H42V73H43ZM50 71H51V70H50ZM77 71H79V69H78ZM81 71H82V70H81ZM98 71H99V68H98ZM102 71H103V69H102ZM105 71H103V72H102L103 74H101L100 76L105 75V74H106V73L104 74ZM111 71H112V70H111ZM116 71H117V70H116ZM146 71H148V69H146ZM146 71H145V72H146ZM153 71H154V70H153ZM172 71H173V70H172ZM178 71L182 72L181 70H178ZM188 71H189V70H188ZM209 71H211V70H209ZM212 71H214V72H212V74L214 73L213 76L215 75L214 78H216V79L218 78V79H219L218 76L216 77V74H219V73H218L216 70H212ZM215 71L217 72L216 74H215ZM228 71H229V70H228ZM228 71H227V72H228ZM256 71H257V70H256ZM263 71H264V70H263ZM6 72H7V71H6ZM14 72H15V71H14ZM18 72H19V70H18ZM29 72H30V71H29ZM44 72H45V71H44ZM59 72L56 73V74H60V73L62 74V73H64V72H60V73H59ZM65 72H66V71H65ZM70 72H71V71H70ZM75 72H76V71H75ZM84 72H85V71H84ZM113 72H115V71H113ZM117 72H118V71H117ZM125 72H126V73H125ZM132 72L135 73V71H132ZM158 72L160 73V71H158ZM190 72H191V70H190ZM254 72H255V71H254ZM258 72H259V71H258ZM258 72H257V73H258ZM261 72H262V70H261ZM0 73L2 74V72H0ZM9 73H10V71H9ZM9 73H7V75H8ZM11 73H12V71H11ZM11 73H10V74H11ZM19 73H20V72H19ZM27 73H28V72H27ZM30 73L33 74V72H30ZM34 73H36V72L34 71ZM37 73H38V72H37ZM37 73H36V76H38ZM42 73H41V74H42ZM68 73H69V72H68ZM88 73H90V72H87V74H88ZM91 73H90L91 76H88V75H89V74H88V75H85V77L88 76L89 78H90V77L93 78L94 75L92 76L93 73H92V74H91ZM96 73H97V72H96ZM100 73H101V71H100ZM109 73H111V72L109 71ZM118 73H119V72H118ZM120 73H121V72H120ZM128 73H129V72H128ZM172 73H173V72H172ZM172 73H171V74H172ZM174 73H175V72H174ZM174 73H173V74H174ZM184 73H185V72H184ZM188 73H189V72H188ZM192 73H194V72H192ZM233 73H234V72H233ZM237 73H238V72H237ZM241 73H242V72H241ZM241 73H239V74L241 75ZM244 73H245L244 75H245L246 77H249V76H247V75L251 74V72H250L249 74H247L248 72H247V73L244 72ZM1 74H0V75H1ZM4 74H5V72H4ZM4 74H3V75H4ZM46 74L51 75L50 72H49V73H46ZM46 74H45V75L42 74L43 77L46 76ZM76 74L80 76V74H78V72H77ZM81 74H84V73H81ZM85 74H86V73H85ZM94 74H95V73H94ZM137 74H138V73H137ZM139 74H140V72H139ZM162 74H163V73H162ZM162 74H161V75H162ZM171 74H170V75H171ZM175 74H176V73H175ZM182 74H183V73H182ZM207 74H209V73L207 72ZM221 74H222V73H221ZM221 74H220V76H221ZM229 74H230V73H229ZM246 74H247V75H246ZM252 74H253V73H252ZM252 74H251V75H252ZM261 74H262V73H261ZM22 75H23V74H22ZM25 75H26V74H25ZM27 75H28V74H27ZM33 75H34V74H33ZM53 75H54V74H53ZM53 75H52V76H53ZM62 75H63V74H62ZM62 75H60V76H62ZM64 75L66 76L67 73L64 74ZM71 75H72V74H71ZM98 75H99V72H98ZM98 75L96 74V76H98ZM113 75H114V74H113ZM115 75H116V74H115ZM126 75H128V74H126ZM131 75H134V74L131 73ZM143 75H144V73H143ZM143 75H142V76H143ZM147 75H148V74H147ZM147 75H146V76H147ZM149 75H151V74H149ZM149 75H148V76H149ZM158 75H159V74H158ZM170 75H169V73H168L166 76L168 77V76H170ZM184 75H185V74H184ZM74 76H75V75H74ZM82 76H83V75H82ZM82 76H80L81 78H80V77L78 78L79 81H80V79H81V82H82ZM96 76H95V78H96ZM110 76H111V74H110ZM110 76L108 77L107 80L110 79ZM118 76H119V75H118ZM123 76L125 77V75H123ZM129 76H130V74L128 75V77H129ZM134 76H135V75H134ZM134 76H133V79H132L131 76H130L131 78H130V77H129V78L132 79V80H135ZM171 76H173V75H171ZM190 76H192V75H190ZM210 76H211V75H210ZM231 76H232V75H231ZM235 76H236V74H235ZM238 76H239V75H238ZM241 76H243V75H241ZM263 76H264V75H263ZM23 77H24V76H23ZM25 77H26V76H25ZM25 77H24V78H25ZM30 77H31V75H30ZM32 77H33V76H32ZM38 77H39V76H38ZM50 77H51V76H50ZM50 77H49V78H50ZM70 77H71V76H70ZM85 77H84V78H85ZM98 77H99V76H98ZM98 77H97V78H98ZM111 77H113V76H111ZM119 77H120V76H119ZM138 77H140V76H138ZM163 77H164L165 79H167V77H165V76H163ZM163 77H162V78H163ZM174 77H176V76H174ZM185 77H186V76H185ZM192 77H193V76H192ZM223 77L225 78V76H223ZM226 77H227V76H226ZM246 77L243 79V81L246 79ZM252 77H253V76H252ZM252 77H251V78H252ZM9 78L12 79L11 77H9ZM24 78H23V79H24ZM27 78H28V77H26V80H27ZM45 78H46V77H45ZM49 78L47 77L46 79L48 80ZM51 78H52V77H51ZM68 78H69V76H68ZM75 78H76V77H75ZM95 78H94V79H95ZM100 78H101V77H100ZM102 78H103V76H102ZM113 78H114V77H113ZM117 78H118V77H117ZM117 78L115 77L116 81H120V80L117 79ZM143 78H144V77H143ZM145 78H147V77H145ZM148 78H149V77H148ZM168 78H170V77H168ZM171 78H172V77H171ZM186 78H188V77H186ZM235 78H236V77H235ZM235 78H234V79H235ZM254 78H256V77H254ZM1 79L4 80V79H6V78H1ZM1 79H0V80H1ZM10 79H9V80H10ZM29 79H30V78H29ZM39 79H40V78H39ZM43 79H44V78H43ZM56 79H57V77H56ZM60 79L63 80L64 78L62 79V78L60 77ZM60 79H58V81H59ZM105 79H106V78H105ZM111 79H112V78H111ZM111 79H110V80H111ZM130 79H129V80H130ZM136 79H137V78H136ZM138 79H141V77L138 78ZM149 79H150V78H149ZM152 79H153V78H152ZM165 79H164V80H165ZM173 79H174V78H173ZM188 79H189V78H188ZM188 79H186V80H187L188 83H189V80H188ZM192 79H193V78H192ZM228 79H230V78H228ZM228 79H227V80H228ZM234 79H232V80H234ZM239 79H240V78H239ZM239 79H238V80H239ZM241 79H242V78H241ZM252 79H253V78H252ZM257 79H258V78H257ZM262 79H264V77H263ZM34 80H35V79H34ZM40 80H41V79H40ZM40 80H39V81H40ZM54 80H55V79H54ZM61 80H60V81H61ZM70 80H71V79H70ZM96 80H97V79H96ZM141 80H142V79H141ZM150 80H151V79H150ZM174 80H175V79H174ZM186 80H184V81H186ZM246 80H247V79H246ZM248 80H250V77L248 78ZM4 81H5V80H4ZM4 81L1 80L0 84H1L2 82H4ZM13 81H14V80H13ZM20 81H21V80H20ZM30 81H31V80H30ZM30 81H29V83H30ZM32 81H33V78H32ZM32 81H31V82H32ZM35 81H36V82L38 81L37 78H36ZM73 81H74V77H73ZM76 81H77V79H76ZM124 81H126V80H124ZM144 81H145V80H144ZM146 81H147V80H146ZM153 81H154V79H153L151 82H153ZM160 81H161V80H160ZM166 81H168V79H167ZM190 81H191V80H190ZM213 81H214V79H213ZM213 81H211V82L213 83ZM218 81H220V80H218ZM221 81H222V80H221ZM223 81H224V80H223ZM223 81H222V84H223V87H224V88H227V87L229 88V86L232 84V83H231V84L229 85V82H231V79H230L229 82H227L226 79H225V81H226L228 84H227L226 82H223ZM236 81H237V80H236ZM236 81H235V82L232 81V82L235 84ZM239 81H240L241 84H242V83L244 84V82H245V81H244V82H243V81L241 82V80H239ZM250 81H252V80H250ZM14 82H15V81H14ZM51 82H52V81H51ZM61 82H62V81H61ZM63 82H64V81H63ZM66 82H67V81H66ZM88 82H91V80L87 81V84H89ZM92 82H93V81H92ZM100 82H101V81H100ZM104 82H106V81L104 80ZM110 82H113V81H110ZM122 82H123V81H122ZM130 82H131V81H130ZM132 82L134 83V81H132ZM136 82H137V84H138V81H136ZM142 82H143V81H142ZM151 82H150V83H151ZM161 82H162V81H161ZM247 82H248V81H247ZM18 83H19V82H18ZM20 83H21V84H24V83H22V82H20ZM20 83H19V84H20ZM55 83H56V81H55ZM55 83H53V84H55ZM83 83H84L85 85H84V84H82V85L86 86L85 81H84ZM113 83H118V82H115V81H114ZM128 83H129V82H128ZM133 83H132V84H133ZM140 83H141V81H140ZM140 83H139V84H140ZM144 83H145V82H143V85H144ZM146 83H147V82H146ZM146 83H145V86H146V85H147V87L150 86V85H149V80H148V83H147V84H146ZM153 83H155V82H153ZM156 83H157V82H156ZM167 83H168V82H167ZM217 83H218V82H217ZM225 83L228 85L227 87L224 86ZM240 83H239V84H240ZM248 83H249V82H248ZM4 84H5V83H4ZM4 84H2V85H4ZM14 84H16V83H14ZM46 84H48V82H47ZM58 84H59V83H58ZM65 84H66V83H65ZM70 84H71V83H70ZM72 84H73V83H72ZM90 84H91V83H90ZM90 84H89V86H90ZM95 84H98V83H95V80H94V85L92 86L93 88H94ZM110 84H112V83H110ZM118 84H119V83H118ZM134 84H135V83H134ZM137 84H136V85H137ZM158 84H159V83H157V85L155 84V85H156V86H155L156 88L160 86V85L158 86ZM169 84H170V83H169ZM171 84H172V83H171ZM182 84H183V83H182ZM243 84H242V85H243ZM245 84H246V87H247V83H246V82H245ZM255 84H256V86H257V82H255ZM2 85H1V87H3ZM17 85H18V84H17ZM32 85H33V84H32ZM32 85H31V86H32ZM39 85H41V84H40V83H39L38 85L35 84L34 86H36L35 88H37V86H39ZM50 85H51V84H50ZM60 85H62V84H60ZM68 85H69V84H68ZM99 85H100V84H99ZM99 85H98V86H99ZM104 85H105V84H104ZM104 85H103V87L105 88ZM119 85H120V84H119ZM125 85H126V83H125ZM136 85H135V86H136ZM166 85H168V84H166ZM217 85H219V84H217ZM217 85H215V88H217ZM220 85H221V84H220ZM235 85H236V84H235ZM242 85H238V83H237L236 86L241 87ZM251 85H252V83H251ZM251 85H250V86H251ZM261 85H264V84L262 83ZM5 86H6V85H5ZM8 86H9V85H8ZM8 86H6V87H8ZM12 86H13V87H12ZM12 86H10V87L14 88V90H15V85H13V83H12ZM19 86H20V85H19ZM24 86H25V85H23V87H24ZM28 86L31 87L30 84H28ZM42 86H43V83H42ZM51 86H53V85H51ZM56 86H57V83H56ZM63 86H64V85H63ZM65 86H67V85H65ZM71 86H72V85H71ZM84 86H83V87H84ZM87 86H88V85H87ZM87 86H86V89H84V90H86V92H88V90L90 91V87H91V86H90L89 89L87 90ZM98 86H97L96 88H98ZM122 86H123V85H122ZM131 86H132V85H131ZM137 86H138V87H139V86H142V83H141V85H137ZM145 86H144V87H145ZM153 86H154V84H153ZM153 86L151 85V87H153ZM184 86H185V85H184ZM236 86H235V87H236ZM244 86H245V85H244ZM248 86H249V84H248ZM256 86L254 85V86H251V87H255V88H256ZM258 86H260V85L258 84ZM258 86H257V87H258ZM16 87H17V86H16ZM20 87H21V86H20ZM23 87L20 88V89L23 90V89H24ZM26 87H27V86H26ZM26 87H25V88H26ZM46 87H47V86H45L44 89L41 87V88L44 90V93H46L45 91H47ZM48 87H49V86H48ZM48 87H47V88H48ZM53 87H55V86H53ZM69 87H70V86H69ZM74 87H75V86H74ZM81 87H82V86H81ZM109 87H110V86H109ZM124 87H125V86H124ZM124 87H122V88H124ZM161 87H162V85H161ZM164 87H165V86H164ZM164 87H163V89H164ZM211 87H212V86H211ZM239 87H238V90H239ZM242 87H243V86H242ZM246 87H245V88H246ZM262 87H263V86H262ZM262 87H261V88H262ZM3 88H4V87H3ZM3 88H2V89H3ZM8 88H9V87H8ZM17 88H18V87H17ZM32 88H33V89H32L33 91H37L36 89L34 90V87H32ZM60 88H61V87H60ZM70 88H71V87H70ZM106 88H107V90L109 89L112 93L115 94L116 89H117L118 87H117V85H116V87H115L116 89H112V87H111V89H110V88H108V86H107ZM120 88H121V85H120ZM122 88H121V89H122ZM125 88L127 89L128 87H125ZM129 88H130V84H129ZM139 88L141 89V87H139ZM159 88H160V87H159ZM159 88H157V89L159 90ZM170 88H171V87H170ZM183 88H184V87H183ZM209 88H210V87H209ZM213 88H214V87H213ZM215 88H214V89H215ZM221 88H222V87L220 86L219 89H220L221 91H218V92H219V93H220V92L226 93V92H224V91H225L224 88H223L224 91H223ZM228 88H227V89H228ZM230 88H233V86L230 87ZM230 88H229V89H230ZM247 88H249V87H247ZM247 88H246V90H247ZM258 88H259V87H258ZM258 88H257V89H258ZM263 88H264V87H263ZM263 88H262V90H263ZM2 89H0V90H2ZM38 89L40 90V88H38ZM42 89H41V91H42ZM45 89H46V90H45ZM48 89H49V88H48ZM50 89H51V88H50ZM53 89H54V88H53ZM67 89H68V86H67ZM80 89H81V88H80ZM94 89H95V88H94ZM126 89H125V90H126ZM133 89H134V88H132V90H133ZM140 89H139V90H140ZM145 89H147V88H145ZM150 89H151V88H149V90H150ZM167 89H168V87H167ZM167 89H165L164 91H168ZM184 89H185V88H184ZM214 89H213V90L211 89V90L214 91ZM217 89H218V88H217ZM217 89H216L215 91H217ZM219 89H218V90H219ZM227 89H226V90H227ZM233 89H234V88H233ZM233 89H231V91H232ZM240 89H242V88H240ZM250 89H251V88H250ZM250 89L247 90V92L249 91L248 93H250ZM3 90H4V91H3ZM3 90H2V92H4V93H5L7 90H8V93L11 92V90L9 91V89H3ZM14 90H12V91H14ZM22 90H21V91H22ZM26 90H29L28 87H27ZM39 90L37 91V93L39 92ZM54 90H55V89H54ZM56 90L58 91V89H56ZM59 90H60V89H59ZM61 90H62V89H61ZM70 90H72V89H70ZM73 90H74V89H73ZM99 90L103 92V88H102V89H99ZM109 90H108V92H107V91H104V92H106V93L108 94V93H110ZM112 90H115V92L112 91ZM122 90H124V89H122ZM128 90H129V89H128ZM137 90H138V89H137ZM143 90H144V88H143ZM143 90H142V91H143ZM153 90H154V89H153ZM236 90H237V87H236L235 90H233V91L235 92ZM238 90H237V91H238ZM242 90H244V89H242ZM242 90H241V92H242ZM255 90H256V89H255ZM260 90H261V89H260ZM260 90H258V91H260ZM18 91H20V90H18ZM21 91H20V92H21ZM29 91H30V92H29ZM29 91H28V92L26 91V92H25V95H26V93L29 94V95H27V96L30 98V96H31V95H30L31 90H29ZM41 91H40V92H41ZM48 91H49V90H48ZM91 91H92V88H91ZM93 91H94V90H93ZM100 91H99V92H100ZM118 91H119V89H118ZM118 91H117V92H118ZM129 91H130V90H129ZM144 91L146 92V90H144ZM147 91H148V89H147ZM155 91H156V90H155ZM155 91H154V92H155ZM159 91H162V88H161ZM164 91H162V92H164ZM215 91H214V93L216 94ZM227 91H228V90H227ZM229 91H230V90H229ZM263 91H264V90H263ZM263 91H262V92H263ZM23 92H24V90H23L21 93H23ZM49 92H50V91H49ZM63 92H65V90H64ZM63 92H62V93H63ZM80 92H82V90H81ZM80 92L78 91V93H80ZM95 92H97V89H96ZM95 92H94V93H95ZM104 92H103V93H104ZM121 92H122V91H121ZM121 92H120V94H121ZM124 92H125V91H124ZM139 92H140V91H139ZM150 92H152V91L150 90ZM154 92H153V93H154ZM157 92H158V91H157ZM157 92H155V93H157ZM162 92H160V95H161ZM210 92H211V91H210ZM234 92H228V93H230V94L233 93V94H234ZM243 92H246V91H243ZM251 92H252V91H251ZM262 92H261V91L258 92V95H259V93L262 94ZM0 93H1V91H0ZM4 93H2V95H3ZM11 93H12V92H11ZM14 93L18 94V92H14ZM37 93H35V94L38 96V97L36 96V97H37L36 103L39 102V103H38V104L40 105L39 107H42L40 103H41V101L45 100V97L43 96L44 94L40 95V94H41V93H40V94L38 95ZM42 93H43V92H42ZM51 93H52V92H51ZM51 93H49V96H51L52 94H54V93H52V94H51ZM56 93H57V92H56ZM72 93H73V92H72ZM94 93H93V94H94ZM100 93H101V92H100ZM103 93H102V94H103ZM106 93H105L104 95H106ZM128 93H129V92H128ZM128 93H127V94H128ZM143 93H144V92H143ZM219 93H218V94H219ZM223 93H222L221 96H219V95H217V94H216V95L219 96V97H221V98L223 99V97H225V95H223ZM254 93H257V91L254 92ZM6 94H7V92H6ZM6 94H5V95H6ZM46 94L48 95V92H47ZM50 94H51V95H50ZM66 94H67V93H65V96H67ZM80 94H82V93H80ZM84 94H85V93H83V95H84ZM90 94H91V92H90ZM133 94H134V93H133ZM139 94H140V93H139ZM145 94H146V96L148 95V93H145ZM145 94H144V95H145ZM210 94L212 95L213 92L210 93ZM244 94H245V93H244ZM250 94H251V93H250ZM0 95H1V94H0ZM5 95L2 96V97H5ZM7 95H8V94H7ZM10 95H12V94H10ZM10 95H9V96H10ZM21 95H22V94H21ZM60 95H61V92H60ZM60 95L57 94V96H59V97H61V96L63 97V96H64V94L61 95V96H60ZM69 95H72V94H70V92H69L68 97H69ZM75 95H76V94H75ZM77 95H79V94H77ZM111 95H112V94H111ZM121 95H122V94H121ZM137 95H138V94H137ZM149 95L151 96L152 94L149 93ZM155 95H156V94H155ZM158 95H159V93H158ZM160 95H159V96H160ZM166 95H168V93H167ZM211 95H209V97H211ZM235 95H237V92L234 94V96H235ZM239 95H241V94H239ZM242 95H243V94H242ZM246 95L249 96V94H246ZM251 95H252V94H251ZM9 96H8V98L5 99V101H6L7 99H8V101H9V99H10ZM13 96H14V95H13ZM19 96H20V93H19ZM27 96H26V98H27ZM33 96L35 97L34 93H33ZM33 96H31V97L34 99ZM65 96H64V97H65ZM84 96H85V95H84ZM84 96H83V97H84ZM91 96H92V95H91ZM98 96H99V95H98ZM114 96H116V95H114ZM156 96H157V95H156ZM217 96H215V98H216ZM222 96H223V97H222ZM255 96H257V95H255ZM255 96H254V99H255ZM262 96H263V95H262ZM262 96H261V99L264 98V97H262ZM15 97H16V98H15ZM15 97H13V98H14V99H13L12 96H11L12 100L14 101V100L16 99L15 101H16L17 103L20 102V104L18 103V105L15 106V104L13 103L14 105H13V104H12V105H13L14 107H17V106L20 107L21 104L24 102V100H23V102L21 103V101L18 100V98H19L18 95L15 96ZM23 97H24V96H23ZM55 97H56V96H55ZM62 97H61V98H62ZM79 97H80V96H79ZM81 97H82V96H81ZM86 97H87V96H86ZM99 97H100V99H102V97L105 98V96H102V95L99 96ZM108 97L110 98V95H108ZM108 97H107V95H106V98H108ZM111 97H112V96H111ZM117 97H118V96H117ZM122 97H123V96H121V98H122ZM126 97H127V96H126ZM137 97H138V96H137ZM139 97H140V95H139ZM151 97H153V95H152ZM213 97H214V94L212 95L211 98H212V99H215V98H213ZM227 97H228V96H227ZM227 97H226V99H227ZM231 97H232V96H231ZM242 97H243V96H242ZM244 97H245V96H244ZM251 97H252V96H251ZM24 98H25V97H24ZM32 98H31V99H32ZM46 98H47V96H46ZM53 98H54V97H53ZM57 98H58V97H57ZM57 98H56V99H57ZM95 98H96V95H95ZM106 98H105V99H106ZM114 98H115V97H114ZM114 98H113V99H114ZM119 98H120V96H119ZM119 98H116V99L119 100ZM124 98H125V97H124ZM128 98H129V97H128ZM135 98H136V96H135ZM144 98L147 99V97H144ZM160 98H163V99L165 98V99H166V97H164V96H162V97H160ZM160 98H159V99H160ZM206 98H207V97H206ZM206 98H205V99H206ZM233 98H235V97H233ZM236 98H238V95H237ZM236 98H235V99H236ZM240 98H241V97H240ZM240 98H238V99H240ZM21 99H22V98H21ZM33 99H32V101H33ZM48 99L50 100V98H48ZM54 99H55V98H54ZM54 99H53V102H54ZM64 99H66V98H64ZM75 99L78 100L79 98H75ZM82 99H83V98H82ZM84 99H85V98H84ZM113 99L111 98V102H112ZM149 99H150V98H149ZM149 99H148V100H149ZM153 99L156 101V99H158V98L155 97V98H153ZM159 99H158V101H159ZM205 99H204V100H205ZM207 99H208V98H207ZM207 99H206V100H207ZM209 99H210V98H209ZM228 99H229V97H228ZM228 99H227L226 101H228ZM244 99L246 100V98H244ZM248 99H249V97H248ZM261 99H260L259 101L262 102L263 99H262V100H261ZM17 100H18V101H17ZM49 100H46V101L49 102ZM62 100H63V99H62ZM62 100H61V101H62ZM67 100H68V99H67ZM71 100H72V99H71V97H70V99H69L68 101H71ZM77 100H75V101L73 100V101H71V102L74 103V102H76ZM80 100H81V99H79V103H78L79 106H80V103H81ZM103 100H104V99H103ZM107 100H109L108 102H110V99H107ZM107 100H106V101H107ZM121 100H122V99H121ZM123 100H124V99H123ZM130 100H132V98H131ZM154 100H153V101H154ZM160 100H162V99H160ZM206 100H205V101H206ZM216 100H218V99H217V98L215 99V103H216V102L219 103V101L222 103V101H221L220 99H219V101H216ZM229 100H233V99L230 98ZM249 100H251V99H249ZM252 100H253V98H252ZM2 101H4V99H1V97H0V102H2ZM10 101H11V100H10ZM15 101H14V102H15ZM32 101H31V102H32ZM37 101H38V102H37ZM55 101H56V100H55ZM64 101H65V100H64ZM64 101H63V102H64ZM86 101H87V99H86ZM106 101H105V102H106ZM113 101H114V100H113ZM135 101H136V100H135ZM135 101H134V103H135ZM142 101H143V99H142ZM142 101H141V99H140L139 102H141V105L143 106ZM149 101H151V99H150ZM205 101H204V103H205ZM212 101H213V100H212ZM212 101H211V99H210V101L208 100L207 102H212ZM238 101H239V100H238ZM240 101H242V99H241ZM240 101H239V102H240ZM256 101H257V99H256ZM26 102H28V101L26 100ZM66 102H67V101H66ZM71 102H70V103H71ZM77 102H78V101H77ZM77 102H76V103H77ZM103 102H104V101H103ZM115 102H116V101H114V103H115ZM124 102H125V101H124ZM124 102H123V103H124ZM129 102H130V101H129ZM129 102H128V103H129ZM144 102H145V101H144ZM207 102H206V103H207ZM223 102H224V101H223ZM228 102H229V101H228ZM228 102H226L227 105H228V104H229V105H232V104L234 103V101H233V103H228ZM230 102H231V101H230ZM239 102H238V103H239ZM244 102H245V101H244ZM244 102H242V103H244ZM252 102H253V101H252ZM252 102H251V104H252ZM254 102H255V101H254ZM254 102H253V103H254ZM261 102H260V103H261ZM2 103H3V102H2ZM2 103H1V105H2ZM9 103H10V102H9ZM11 103H12V102H11ZM11 103H10L9 105H6V107H7V106H10ZM33 103H34L35 105H37L35 102H33ZM51 103H52V101H51ZM51 103H50V104H51ZM60 103H61V102L57 101L56 106H54V107H57V104H60ZM73 103H72V104H73ZM82 103H83V102H82ZM97 103L99 104L100 101L96 102V104H97ZM114 103L112 102V103H110V104L115 105L117 102H116L115 104H114ZM118 103H119V102H118ZM123 103L120 102L121 105H123ZM131 103H132V102H131ZM147 103H148V102H147ZM150 103H152V102H150ZM157 103H158V102H157ZM202 103H203V102H202ZM212 103H213V102H212ZM218 103H217L216 105H218ZM236 103H237V101H236ZM247 103H248V106L245 107V108H246V109H244L245 111L247 110V108L249 107V104H250L249 102H247ZM255 103H256V102H255ZM257 103H258V101H257ZM3 104H5V103H3ZM6 104H8L7 101H6ZM27 104H28V103H27ZM34 104H32V105H34ZM42 104H45V102H43ZM53 104H55V103H53ZM84 104H85V103H84ZM96 104H94V105H96ZM103 104H104V103H102V101H101V104H99L98 106H100V105L103 106ZM106 104H109V103H106ZM222 104H223V103H222ZM222 104H221V105H222ZM239 104H241V103H239ZM258 104H259V103H258ZM263 104H264V103H263ZM12 105H11V106H12ZM67 105L69 106V103H68ZM67 105H66V106H67ZM131 105H132V104H131ZM149 105H150V104H149ZM149 105H148V107H149ZM176 105H177V104H176ZM189 105H190V104H189ZM189 105H188V106H189ZM202 105H203V104H202ZM204 105H205V104H204ZM206 105H207V104H206ZM206 105H205V106H202V107H209V105H211V103H210L208 106H206ZM212 105L214 106V103H213ZM223 105H224V104H223ZM223 105H222V106H223ZM227 105H226V106H227ZM234 105L238 107V104H237V105L234 104ZM242 105H245V104H242ZM246 105H247V104H246ZM254 105H255V104H254ZM13 106H12V108H13ZM22 106H23V104H22ZM45 106H46V108H48L46 104H45ZM59 106L61 107V105H59ZM63 106H64V104L62 103V107H63ZM66 106H64V107H66ZM70 106H72V105L70 104ZM77 106H78V105H77ZM82 106H85V105L82 104ZM102 106H100V108L103 109ZM105 106L107 107L108 105H104V107H105ZM116 106H117V105H116ZM125 106H126V105H125ZM135 106H139V105H137V102H136V105H135ZM173 106H174V105H173ZM191 106H192V105H191ZM191 106H190V107H191ZM196 106L199 107L198 105H196ZM235 106H232V107H233L232 110H234V111H235V109H234ZM250 106H251V105H250ZM259 106H260V105H259ZM0 107L2 108L3 105L0 106ZM6 107H5V105H4V108H5V109H6ZM30 107H31V106H30ZM33 107H34V106H33ZM54 107H53V105H52V108H54ZM60 107H59V108H60ZM74 107L76 108L75 104H74ZM74 107L72 106V107H69V108H74ZM85 107H86V106H85ZM93 107H94V106L90 107L91 110H90V108L87 110L88 113L86 112L87 114H89V116H90V113H91L90 111H92V108H93ZM111 107H113V106H111ZM122 107H123V106H122ZM131 107L134 108L133 106H131ZM144 107H145V106H144ZM144 107H141V108H144ZM156 107H157V104H156ZM192 107H193V106H192ZM197 107H193V108H197ZM217 107H218V106H216V108H217ZM232 107H231V108H232ZM237 107H236V108H237ZM239 107H240V106H239ZM239 107H238V109H240ZM241 107H242V106H241ZM253 107H254V106H252V108H253ZM1 108H0V111H1ZM7 108H8V107H7ZM12 108H11V110H13ZM24 108H25V106H24ZM35 108H36V107H35ZM42 108H43V107H42ZM42 108H41V109H42ZM80 108H81V106L79 107V109H80ZM82 108L85 110L84 107H82ZM100 108L97 107L96 110L99 109V111H100ZM127 108H128V107H127ZM136 108H137V107H136ZM152 108H153V106H152ZM174 108H175V107H174ZM199 108H201V105H200ZM212 108H213V107H212ZM224 108H226V107L224 106ZM255 108H256V107H255ZM5 109H4L3 112L6 111ZM14 109H15V111H16V110L18 111L19 108H18V109L14 108ZM21 109H23V108L21 107ZM32 109H33V108H32ZM41 109H40V110H41ZM61 109H62V108H61ZM61 109H60V111H61ZM76 109H78V107H77ZM108 109L110 110V106H109ZM112 109L114 110V107L111 108V110H112ZM138 109H139V108H138ZM138 109H137V110H138ZM188 109H190V108L188 107ZM197 109H198V108H197ZM203 109H204V108H203ZM210 109H211V108L209 107V110H210ZM213 109L215 110V108H213ZM213 109H211V110L213 111V113H211V112H207V115H208V113H211V117H212V118H213L212 115L214 114V110H213ZM217 109H218V108H217ZM219 109H220V108H219ZM219 109H218V110H219ZM226 109H227V108H226ZM226 109H225V110L223 109V111H226ZM228 109H229V106H228ZM241 109L243 110V108H241ZM248 109H249V108H248ZM29 110H30V109H29ZM29 110H28L27 106H26L25 111H24V109H23V111L26 112L25 114H27L26 117L28 116V114H29V112H30ZM33 110H34V111H33V113H34L35 110H37V109H33ZM43 110H45V108H43ZM43 110H42V111H43ZM48 110H49V109H48ZM67 110H68V108H67ZM67 110L65 109V111H63V109H62L61 112L66 113V112H68ZM71 110H72V109H71ZM103 110L108 114V112L106 111V110H107L106 108L103 109ZM111 110H110V112H111ZM116 110H117V109H116ZM116 110H115V112H117ZM122 110H123V109H122ZM128 110H129V108H128ZM132 110H133V109H132ZM135 110H136V109H135ZM140 110H142V109H140ZM144 110H147V109L144 108ZM153 110H154V109H153ZM190 110L193 111L192 109H190ZM205 110H206V108H205ZM205 110H202L201 113H203V111L205 112ZM221 110H222V108H221ZM244 110H243V112H241V110H240V112H241V113H244V112H245ZM257 110H258V109H257ZM261 110H263V112H262L263 115H262V117L260 118V120H261V123H260V131H262V132L264 133V108H262ZM8 111H9V113H10V109H8L5 113L9 115V113H7ZM13 111H14V110H13ZM13 111H11V113H12ZM20 111H21V110H20ZM20 111H18V113H19ZM50 111H51V110H50ZM73 111H74V110H73ZM75 111H76V110H75ZM77 111H78V110H77ZM80 111H81V110H80ZM85 111H86V110H85ZM118 111H119V110H118ZM157 111H158V110H157ZM176 111H177V110H176ZM194 111L196 112L195 109H194ZM206 111H208V110H206ZM216 111H217V110H215V112H216ZM227 111H228V110H227ZM227 111L225 112V113H226L225 115H227ZM234 111H232V112H234ZM236 111H238V110L236 109ZM249 111H251V108H250ZM253 111H254V110H253ZM253 111H251V112H253ZM61 112H57V113H61ZM81 112H83V111H81ZM89 112H90V113H89ZM101 112H102V110H101ZM105 112H104V113H105ZM110 112H109V113H110ZM113 112H114V111H113ZM115 112H114V113H115ZM120 112H121V111H120ZM124 112H125V111H124ZM124 112H123V113H124ZM127 112H128V111H127ZM139 112H140V111H139ZM141 112H143V111H141ZM158 112H159V111H158ZM198 112H200V111H199V110L197 111V113H196L197 115H198ZM218 112H219V111H218ZM238 112H239V111H238ZM251 112H250L251 117H252V115H253V117H254V114H255V113H254V114H253V113L251 114ZM254 112H255V111H254ZM257 112H258V111H257ZM35 113H36V112H35ZM38 113H39V112H38ZM42 113H44V112H42ZM70 113H72V112L70 111ZM76 113H77V112H76ZM76 113H75V114H76ZM92 113H93V112H92ZM92 113H91V114H92ZM96 113H97V111H96ZM104 113H100V114H101L100 116H105L106 118H105V117H104V118L101 117V118H103V119H101L100 121L103 120V121H104V124H105V126H106L105 121H107V120H104V119H108L109 117L107 118V116H106L107 114H106V113L104 114ZM125 113H126V112H125ZM129 113H130V112H129ZM144 113H145V112H144ZM153 113H154V112H153ZM156 113H157V112H156ZM219 113H220V112H219ZM221 113H222V112H221ZM221 113H220V114H221ZM247 113H248V112L246 111V114H247ZM260 113H261V112H260ZM25 114L23 113V115H25ZM36 114H37V113H36ZM49 114H51V113H49ZM55 114H56V113H55ZM55 114H54V115H55ZM61 114H62V113H61ZM73 114H74V113H73ZM73 114H71V115L69 114L70 118H71V117L73 118V116H72ZM75 114H74V116H76ZM77 114H80V112L77 113ZM82 114H83V113H82ZM103 114H104V115H103ZM111 114H113V113L111 112ZM111 114H108V116H110ZM115 114H116V113H115ZM119 114H120V113H119ZM130 114H131V113H130ZM134 114H136V112H134ZM187 114H188V113H187ZM204 114H205V113H204ZM215 114H217V112H216ZM222 114H223V113H222ZM234 114H236V112H235ZM237 114H239V113H237ZM237 114H236V115H237ZM257 114H259V112H258ZM14 115H15V114H14ZM14 115H13V116H14ZM40 115H42L41 112H40ZM54 115H52V116H54ZM57 115H58V114H57ZM66 115H68V113H66V114L64 115V117H65ZM125 115H126V114H125ZM157 115H159V113H158ZM184 115H185V114H184ZM200 115H201V114H199V116H200ZM209 115H210V114H209ZM239 115H242V114H239ZM244 115H245V114H244ZM19 116H20V115H19ZM19 116H18V117H19ZM30 116L32 117L31 113H30ZM30 116H29V117H30ZM36 116H37V115H36ZM45 116H46V115H44V117H45ZM55 116H56V115H55ZM60 116H62V115H60ZM60 116H59V118H61ZM69 116L66 117V118L69 119ZM78 116H79V115L76 116V119H79ZM95 116H96V114L93 115L92 117L95 118ZM111 116H112V115H111ZM111 116H110V117H111ZM113 116H114V115H113ZM121 116H122V114H121L119 117H121ZM130 116H131V115H130ZM185 116H186V115H185ZM201 116H202V118H203V116H205V115H201ZM223 116H224V115H223ZM237 116H238V115H237ZM248 116H249V115H248ZM258 116H259V115H258ZM16 117H17V115H16ZM29 117H28V119H29ZM33 117H34V116H33ZM33 117H32V118H33ZM44 117H43V115H42V117H39V119H44ZM48 117H51V116H48ZM98 117H99V116H98ZM98 117L96 116V118H98ZM125 117H126V116H125ZM127 117H128V116H127ZM132 117H133V116H132ZM188 117H189V114H188ZM207 117H208V116H207ZM215 117H216V116H215ZM221 117H222V116H221ZM227 117H228V115H227ZM227 117H224V118L226 119ZM239 117H240V116H239ZM239 117H238V118H239ZM242 117H243V115H242ZM35 118H36V117H34L33 119H35ZM51 118H52V117H51ZM54 118H58V116H57V117H54ZM59 118H58V119H59ZM111 118H113V117H111ZM111 118L109 119L110 121H111ZM115 118H116V116H115ZM186 118H187V117H186ZM197 118H198V117H197ZM199 118H200V117H199ZM205 118H206V117H205ZM216 118H218V117H216ZM235 118H236V116H235ZM235 118H234V119H235ZM240 118H241V117H240ZM240 118H239V119H240ZM246 118L248 119V117H246ZM23 119H24V118H23ZM39 119H38V121H40ZM58 119H57V120H58ZM61 119H64V118L62 117ZM123 119H126V118H124V116H123ZM130 119H132V118H130ZM188 119L190 120V117H189ZM191 119H192V118H191ZM203 119H204V118H203ZM203 119H202V121L204 122ZM206 119H207V118H206ZM225 119H223V120H225ZM243 119H244V118H243ZM30 120H32V119L30 118ZM45 120H46V119H45ZM49 120H50V118H49ZM53 120H54V119H53ZM57 120H56V121H57ZM70 120H71V119H70ZM72 120H73V119H72ZM120 120H121V119H120ZM120 120H118V121L120 122ZM127 120H128V119H127ZM178 120H179V119H178ZM199 120H200V122H201V118H200ZM209 120H210V119H209ZM212 120H213V119H212ZM214 120H215V119H214ZM218 120H219V119H218ZM218 120H215V121H218ZM226 120L228 121L229 119H226ZM226 120H225V121H226ZM252 120H253V118H252ZM252 120H251V122H252ZM27 121H29V120H27ZM32 121H33V120H32ZM34 121H35V120H34ZM34 121H33L32 123H34ZM38 121H36V122H38ZM121 121H123V120H121ZM131 121H132V120H131ZM131 121H130V122H131ZM185 121H188V120L186 119ZM191 121H193V119L190 120L189 122H191ZM220 121H221V120H220ZM220 121H218V122H216V123H219ZM229 121H230V120H229ZM234 121H235V120H234ZM234 121H232L231 123L229 122V123L232 124ZM245 121H246V120H245ZM254 121H256V119H255ZM30 122H31V121H30ZM40 122H41V121H40ZM59 122H60V121H59ZM64 122H65V121H64ZM125 122H126V121H125ZM130 122H129V124H131ZM159 122H160V121H159ZM159 122H157V123H159ZM194 122H195V123H194ZM194 122H192L191 124L194 123V125H196V124H197L196 120H194ZM206 122H207V121H206ZM206 122H205V123H206ZM209 122H210V121H209ZM222 122H224V121H222ZM235 122H239V121L236 120ZM242 122H244V121L242 120ZM256 122H257V121H256ZM42 123H44V121H43ZM48 123H49V122H48ZM60 123H63V122H60ZM109 123H111V122H109ZM114 123H116V122H114ZM123 123H124V122H123ZM160 123H162V122H160ZM216 123H215V124H216ZM226 123H228V122H225V124H222V123H221V124H222V127H223V125H226ZM253 123H254V122H253ZM30 124H31V123H30ZM54 124L56 125V124H58V123H54ZM104 124L102 123V125H104ZM111 124H112V123H111ZM111 124H110V125H111ZM121 124H122V123H121ZM127 124H128V122H127ZM129 124H128V125H129ZM187 124L189 125L188 122H187ZM187 124H186V125H187ZM209 124H210V123H209ZM212 124H213V121H212ZM212 124H211V125H212ZM236 124H237V123H236ZM238 124H239V123H238ZM243 124H244V123H241V124H239V125L242 127ZM250 124H252V123H250ZM38 125H40V124L37 123V125L35 124L34 126H37V127H38ZM43 125H45V124H43ZM125 125H126V124H125ZM160 125H161V124H160ZM163 125H164V124H162L161 127H163ZM165 125H166V124H165ZM165 125H164V127H165ZM168 125H169V124H168ZM176 125H177V124H176ZM176 125L170 124L169 127L166 126L167 128H165V130H164L163 132H161L163 129H162L161 131L159 130L160 133H161V134H160V137H159V140L161 141V143H162V142L164 143V140H166L167 138L170 139V137H172V136L174 137V134H175L174 128L176 127ZM197 125H198V124H197ZM199 125H202V123L199 124ZM199 125H198V127H199ZM205 125H207V124H205ZM205 125H204L203 127H206ZM217 125H218V124H217ZM217 125L214 126V127H217ZM219 125H220V124H219ZM228 125H229V124H228ZM233 125H234V124H233ZM252 125H253V124H252ZM32 126H33V124H32ZM58 126H59V125H58ZM60 126H61V125H60ZM107 126H109V124H108ZM116 126H118L117 123H116ZM119 126H120V125H119ZM119 126H118V127H119ZM130 126H131V125H130ZM133 126H134V125H132L131 127H133ZM180 126H181V125H180ZM184 126H185V125H184ZM229 126H230V125H229ZM231 126H232V125H231ZM234 126H235V125H234ZM237 126H238V125H237ZM237 126H236V127H237ZM248 126H249V125H248ZM250 126H251V125H250ZM37 127H36V128H37ZM40 127H41V126H40ZM40 127H39V129H40ZM46 127H47V126H45V130L47 131ZM186 127H187V126H186ZM192 127H193V129H194V126H192ZM196 127H197V126H196ZM200 127H201V126H200ZM210 127H211V126H210ZM219 127H220V126H219ZM236 127H233L234 130H235ZM241 127H238V128H239L238 130H240ZM256 127H257V125H256ZM256 127H254V128L257 130ZM41 128H42V127H41ZM43 128H44V127H43ZM55 128H57V127H55ZM61 128H63V127H61ZM103 128L106 129L104 126H103ZM103 128H102V129H103ZM109 128H111V126H109ZM109 128H108V130L106 129L107 132L109 131ZM112 128H113V126H112ZM126 128H127V127H126ZM126 128H125V129H126ZM136 128H137V129H136ZM177 128H178V127H177ZM187 128H188V127H187ZM187 128H186V129H187ZM189 128H191L190 125H189ZM189 128H188V129H189ZM206 128H208V132H210V131H209V125H208V127H206ZM206 128H203V129H202V127H201V128H199V129H202V130L204 131ZM230 128H231V127L228 128V131L231 130ZM249 128H250V127H249ZM249 128H248V129H249ZM33 129H34V128H33ZM49 129H51V128H49ZM104 129H103V130H104ZM117 129H118V128H117ZM117 129H116V130H117ZM121 129H122V125H121ZM128 129H129V128H128ZM128 129H127V130H128ZM135 129L138 131L139 128H138V127H135ZM135 129H134V130H135ZM183 129H184V128H183ZM186 129H185V130H186ZM193 129L191 128V131H193ZM195 129H196V128H195ZM197 129H198V128H197ZM199 129H198V130H199ZM211 129H212V128H211ZM229 129H230V130H229ZM252 129H253V126H252ZM255 129H253L255 133H256L257 131L259 132V129H258L257 131H255ZM35 130H38V128L35 129ZM35 130H33V131H35ZM56 130H57V129H56ZM116 130H115V131H116ZM127 130L124 131V132H127ZM175 130H177V129H175ZM185 130H184V131H185ZM189 130H190V129H189ZM198 130H197V131H198ZM215 130H216V129H215ZM217 130H219V128H218ZM226 130H227V129H225L224 131H226ZM236 130H237V129H236ZM236 130H235V131H236ZM238 130H237L236 132H240V134H241L242 130H240V131H238ZM53 131H54V130H53ZM75 131H76V129H75ZM111 131H112V129H111ZM130 131H131V129H130ZM132 131H133V129H132ZM180 131L184 132L183 130H180ZM191 131H190V132H191ZM197 131L195 130V131H193V132L190 133V132H188V130H187V132L190 133L191 135H192V133L194 134V132L196 133ZM200 131H201V130H200ZM203 131H201V132L203 133ZM219 131H220V130H219ZM224 131H223V134L225 133ZM228 131H226L227 133H225V134L228 135ZM231 131H232V130H231ZM235 131H234V132H235ZM251 131H252V130H251ZM36 132H37V131H36ZM38 132H39V131H38ZM41 132H42V130H41ZM47 132H48V131H47ZM47 132H46V133H47ZM49 132H52V130L49 131ZM63 132H64V131H63ZM76 132H77V131H76ZM135 132H136V131H135ZM140 132H141V131H139V133H140ZM212 132L215 133V132H217V131H215V132H214V131H211V133H212ZM221 132H222V130H221ZM234 132H233V133H234ZM243 132H244V131H243ZM243 132H242V133H243ZM252 132H253V131H252ZM39 133H40V132H39ZM108 133H110V131H109ZM108 133H107V134H108ZM133 133H134V131H133L131 134H133ZM145 133H146V132H145ZM199 133H200V132H198L197 135H199ZM202 133H200V134H202ZM205 133H207V130H206ZM211 133H210V134H211ZM229 133H230V132H229ZM233 133H232V134H233ZM41 134H42V133H41ZM43 134H45L44 131H43ZM51 134H52V133H51ZM51 134H50V135H51ZM59 134H60V131H59ZM64 134H65V133H64ZM64 134H63V135H64ZM74 134H75V133H74ZM111 134H112V133H111ZM134 134H135V133H134ZM134 134H133V136H135ZM182 134H183V133H182ZM182 134H181V135H182ZM223 134H222V135H223ZM225 134H224V135H225ZM252 134H253V133H252ZM252 134H251V136H254V135H255V134H254V135H252ZM257 134H258V133H257ZM257 134H256V135H257ZM48 135H49V134H48ZM52 135H53V134H52ZM76 135H77V133H76ZM109 135H110V134H108V136H109ZM124 135H125V134H124ZM128 135H130V134H128ZM191 135H190V136H191ZM194 135H196V134H194ZM194 135H193V137H194ZM213 135H214V134H213ZM241 135H242V134H241ZM241 135H240V137H241ZM259 135H260V132H259ZM259 135L256 136V138H255L256 140L260 137ZM263 135H264V134H263ZM57 136H58V135H57ZM64 136H65V135H64ZM72 136H73V135H72ZM137 136H139V135L136 134V137H137ZM143 136H144V135H143ZM199 136H200V135H199ZM199 136H195L194 138L196 139V137H198L196 140H198V141H202V140H199V139H203L202 137H206V136L209 137L208 134H207L206 136L203 135V136H201L200 138H199ZM218 136H219V135H218ZM220 136H221V135H220ZM235 136H236V137L238 136V138L236 139V141H237V140H240V139H239V135H235ZM245 136H246V135H245ZM78 137H79V136H78ZM88 137H89V136H88ZM90 137H91V136H90ZM129 137H130V136H129ZM140 137H141V136H140ZM144 137H146V136H144ZM183 137H184V138H183ZM191 137H192V136H191ZM193 137H192V138H193ZM211 137H212V136H211ZM211 137H209V138H211ZM225 137H227V136L225 135ZM225 137H224V139H223V137L221 136V139H223V140H221L222 142H224L225 140H228V138L226 139ZM231 137H232V136H231ZM236 137H233V138H236ZM243 137H244V136L242 135V138H243ZM257 137H258V138H257ZM262 137H264V136H262ZM91 138H92V137H91ZM95 138H96V137H95ZM131 138H132V136H131ZM146 138H147V137H146ZM154 138H155V137H154ZM179 138H180V137H179ZM181 138H183V140H184V139H185V136H181ZM188 138H189V137H188ZM209 138H208V139H209ZM214 138H215V137H214ZM216 138H217V137H216ZM219 138H220V137H219ZM219 138H217V140H218ZM247 138H248V137H247ZM247 138H246V139H247ZM249 138H250V135H249ZM249 138H248V139H249ZM251 138H252V137H251ZM59 139H60V138H59ZM64 139H65V137H64ZM70 139H72V138L70 137ZM97 139H98V137H97ZM97 139H96V140H97ZM99 139H100V138H99ZM99 139H98L97 141H99ZM119 139H120V138H119ZM132 139H133V138H132ZM137 139H139V138L137 137ZM137 139H136L135 141H138ZM140 139H141V138H140ZM155 139H157V138H155ZM155 139H154V141H155ZM186 139H187V138H186ZM206 139H207V138H206ZM211 139H212V138H211ZM253 139H254V138H253ZM260 139H261V138H260ZM262 139H263V138H262ZM66 140H67V139H66ZM89 140H90V139H89ZM92 140H93V139H92ZM96 140H95V141H96ZM115 140H116V139H115ZM128 140H129V139H128ZM142 140H143V139H142ZM142 140H141V141H142ZM145 140H146V139H145ZM159 140H158V141H159ZM175 140H176V139H175ZM183 140H182V141H183ZM189 140H190V139H189ZM189 140H185V141H189ZM192 140H193V139H192ZM196 140H194V142H195ZM217 140H215V142H216ZM232 140H235V139H232ZM232 140H230V141L232 142ZM249 140H250V139H249ZM97 141L95 142V144L97 143ZM132 141H133V140H132ZM132 141H131V142H132ZM139 141H140V140H139ZM141 141H140V142H141ZM167 141H168V140H167ZM171 141H172V140H170V142H171ZM173 141H174V138H173ZM178 141H179V140H178ZM180 141H181V140H180ZM180 141H179V142H180ZM190 141H191V140H190ZM236 141H235V142H236ZM240 141H242V140H240ZM243 141H244V140H243ZM243 141H242V143H243ZM245 141H246V140H245ZM251 141L253 142L252 139H251ZM251 141H250V143H252ZM259 141H260V140H259ZM259 141L257 140V142H255V141H254V142H255L256 145H257V143H258ZM99 142H100V141H99ZM140 142H139V143H140ZM155 142H156V141H155ZM155 142H153V143H155ZM205 142H206V141H205ZM211 142L214 143V140H213V141L210 140V142L208 141L207 143H211ZM219 142H220V140H219ZM228 142H229V140H228ZM231 142H230V143H231ZM248 142H249V141H248ZM261 142H262V141H261ZM263 142H264V140H263ZM76 143H77V142H76ZM132 143H133V142H132ZM132 143H131V145H133ZM183 143H184V142H183ZM198 143H199V142H198ZM200 143H201V142H200ZM217 143H218V142H217ZM233 143H234V142H232L231 144L233 145ZM237 143H238V142H237ZM242 143L240 142V144H242ZM86 144H87V143H86ZM92 144H93V143H92ZM100 144H101V143H100ZM146 144H148V143H145V145H146ZM159 144H160V143H159ZM175 144H176V143H175ZM175 144H173V145H175ZM180 144H182V143L180 142ZM192 144H194V143H192ZM214 144H216V143H214ZM214 144L212 145L213 147H214ZM219 144L221 145V143H219ZM219 144H218V146H219ZM225 144H226V143H225ZM225 144H223V145H224V149H226V148L228 147L229 143L226 144V145H227L226 148H225ZM243 144H244V143H243ZM245 144L249 145L247 142H246ZM259 144H260V143H259ZM259 144H258V145H259ZM262 144H263V143H262ZM262 144H260V145H262ZM101 145H103V144H101ZM101 145H99V146L97 145V146L100 147ZM154 145H156V144H154ZM162 145H163V144H162ZM202 145H203V143H202ZM202 145H201V147H202V148L204 147L205 150L208 149V148H209V149H212V148H210V146L207 147L208 144H207V146H204V145L202 146ZM209 145H210V144H209ZM236 145H237V144H236ZM253 145H254V144H253ZM91 146H92V145H91ZM133 146H134V145H133ZM133 146H129L128 148H129V149H130V147H131V148H134ZM138 146H139V145H138ZM138 146L135 147V148H137L136 151H140V150L142 149L141 147H142V146L144 147V144H141L139 147H138ZM156 146H157V145H156ZM159 146H160V145H159ZM170 146H171V145H170ZM179 146H180V145H179ZM179 146H177V147H179ZM184 146H185V145H184ZM187 146H188V145H187ZM187 146H186V147H187ZM190 146H191V145H190ZM195 146H196V145H195ZM218 146H217V147H218ZM263 146H264V144H263ZM263 146H262V147H263ZM98 147H97V148H98ZM103 147H104V145H103L101 148H103ZM145 147H148V146L146 145ZM157 147H158V146H157ZM164 147H165V146H164ZM177 147H176V148H177ZM181 147L183 148V146H181ZM181 147H180V148H181ZM198 147L201 149L200 146H197V148H198ZM205 147H206V148H205ZM215 147H216V146H215ZM220 147H221V146H220ZM229 147L232 148L233 146H229ZM235 147H236V146H235ZM239 147H240V146H239ZM254 147H255V146H254ZM258 147H259V146H258ZM260 147H261V146H260ZM262 147H261V148H262ZM80 148H81V147H80ZM82 148H83V145H82ZM84 148H85V147H84ZM95 148H96V147H95ZM155 148H156V147H155ZM155 148H153V149H155ZM174 148H175V147H174ZM180 148H179V149H180ZM193 148H194V147H192V149H193ZM199 148H198V149H199ZM218 148H219V147H218ZM222 148H223V147H222ZM231 148H230V151H231L230 153L232 154V153L235 152V150H234V152H232ZM248 148H250V145H249ZM256 148H257V147H256ZM261 148H260V149H261ZM90 149H91V148H90ZM143 149H144V148H143ZM146 149H148V148H146ZM153 149H151V150L153 151ZM158 149H159V148H158ZM161 149H162V147H161ZM184 149L186 150V148H184ZM204 149H203V150H204ZM243 149L246 150L247 147H246V148L243 147ZM250 149H252V148H250ZM250 149H249V150H250ZM257 149H258V148H257ZM262 149H263V148H262ZM82 150H83V149H82ZM96 150H97V149H96ZM168 150H169V149H168ZM180 150H182V149H180ZM185 150H184V151H185ZM189 150H190V149H189ZM201 150H202V149H201ZM201 150H200V151H201ZM212 150L214 151V149H212ZM212 150H211V151H212ZM216 150H218V149L216 148ZM220 150H221V148H220ZM227 150H229V148H228ZM238 150H239V149H238ZM240 150H241V148H240ZM240 150H239V152H240V154H242V152H243L244 150H243V151H242V150L240 151ZM249 150H248V151H249ZM252 150H253V149H252ZM263 150H264V149H263ZM263 150H260V151H263ZM86 151H87V150H86ZM102 151H104V150L101 149L100 152H102ZM132 151H133V149H132ZM132 151H131V153H132ZM147 151H148V150H147ZM147 151H146V154H145V155H147ZM154 151H155V150H154ZM160 151H161V150H160ZM164 151H165V150H164ZM191 151H192V150H191ZM193 151H194V150H193ZM193 151H192V152H193ZM208 151H210V150H208ZM211 151H210V152H211ZM222 151H226V150H223V149H222ZM91 152H93V151H91ZM91 152H90V153H91ZM143 152H144V151H143ZM143 152H142V150H141V153H143ZM162 152H163V151H162ZM173 152H174V151L171 150V153H173ZM177 152H178V150H177ZM220 152H221V151H220ZM220 152H219V153H220ZM227 152H228V151H227ZM244 152H245V151H244ZM253 152H255V151H253ZM90 153H89V154H90ZM95 153L97 154V152H95ZM128 153H130V150H129ZM135 153H137V152H135ZM148 153H149V152H148ZM160 153H161V152H160ZM163 153H164V152H163ZM171 153L168 154V157H169V155H170V156L172 155ZM175 153H176V152L173 153V156H174V155L176 156ZM181 153H183V152H181ZM186 153H188V149H187V152H186ZM186 153H185V154H186ZM195 153H196V152H195ZM202 153H203V152H202ZM224 153H225V152H224ZM228 153H229V152H228ZM245 153H247V152H245ZM248 153H249V152H248ZM250 153H252V152L250 151ZM257 153H258V151L256 152V154H257ZM260 153H261V152H260ZM262 153H263V152H262ZM85 154H86V153H85ZM89 154H88V155H89ZM150 154H152V153L150 152ZM165 154H166V153H165ZM188 154H189V153H188ZM217 154H218V151H217ZM231 154H230V155H231ZM236 154H237V153H236ZM252 154H254V153H252ZM252 154H248V155L251 156ZM256 154H254V155L256 156ZM263 154H264V153H263ZM263 154H262V156H263ZM88 155H87V156H88ZM92 155H93V154H92ZM102 155H103V154H102ZM127 155H128V154H127ZM137 155H138V154H137ZM153 155H154V153H153ZM153 155H152V156H153ZM160 155H161V154H160ZM179 155H181V154H179ZM183 155H184V153H183ZM194 155L197 157V154H194V153H193V156H194ZM200 155H201V154H200ZM200 155H199V156H200ZM203 155H205V154L203 153L202 156H203ZM213 155H214V154H213ZM221 155H222V154H221ZM233 155H234V154H233ZM233 155H232V157H233ZM237 155H238V157L240 156L239 153H238ZM258 155H259V154H258ZM124 156H125V155H124ZM131 156H133V155H131ZM131 156H130V157H131ZM143 156H144V155H143ZM155 156H156V155H155ZM157 156H158V155H157ZM162 156H164V155H161L160 157H162ZM165 156H166V155H165ZM173 156H172V157H173ZM188 156H189V155H188ZM188 156H187V157H188ZM193 156H191V158H192ZM202 156H201V157H202ZM211 156H212V155H211ZM218 156H219V154H218ZM235 156H236V155H235ZM235 156H234V157H235ZM243 156H244V155H243ZM259 156H261V154H260ZM259 156H257V157L259 158V161H258V159L255 157L256 160L258 161V164H257L256 162L254 163V165L251 163V165L248 166L249 168H250V166H252V165L255 166V167L258 166L259 169L261 168V167L259 166V164H261V163H259V162H260V160L262 161L261 158H264V157L261 156V158H260ZM99 157H100V156H99ZM105 157H106V156L104 155V158H105ZM130 157H129V158H130ZM136 157H137V156H136ZM140 157H141V156H140ZM149 157H150V155H149ZM153 157H154V156H153ZM160 157H159V158H160ZM184 157H185V155H184ZM205 157H206V159H204ZM216 157H217V155L215 156V159H217ZM220 157H221V159H223L222 157H224V156H220ZM232 157H231V158H232ZM252 157H254V156L252 155ZM92 158H93V157H92ZM96 158H97V157H96ZM102 158H103V157H102ZM107 158H108V155H107ZM110 158H111V157H110ZM110 158H108V159H110ZM115 158H116V156H115ZM127 158H128V156L126 157V159H127ZM133 158H135V157H133ZM145 158H146V157H145ZM147 158H148V157H147ZM163 158H164V157H163ZM197 158H198V157H197ZM199 158H200V157H199ZM199 158H198V160H199ZM204 158H203V159H204V162H203V163H205V160H207V156L205 155ZM218 158H219V157H218ZM239 158H240V157H239ZM242 158H243V157H242ZM248 158H250V157H248ZM248 158H247V156H246V159H248ZM111 159H112V158H111ZM113 159H114V158H113ZM122 159H124V157H122ZM130 159H131V158H130ZM135 159H136V158H135ZM138 159H139V158H138ZM141 159H142V158H141ZM143 159H144V158H143ZM150 159H151V158H150ZM156 159H157V158H156ZM164 159H165V158H164ZM166 159H167V158H166ZM171 159H172V158H171ZM180 159H181V158H180ZM182 159H184V158L182 157ZM189 159H190V158H189ZM210 159H212V158H210ZM213 159H214V156H213ZM224 159H226V156H225ZM224 159H223V161H222V160H221V161L224 162ZM244 159H245V158H244ZM244 159H243V160H244ZM98 160H99V159H98ZM124 160H125V159H124ZM124 160H123V161H124ZM157 160H159V159H157ZM168 160H169V159H168ZM176 160H177V159H176ZM178 160H179V159H178ZM184 160H185V159H184ZM186 160H187V159H186ZM190 160L192 161V159H190ZM193 160H195V159H193ZM227 160H228V158H227ZM227 160H226V161H227ZM229 160H230V159H229ZM236 160H237V159H236ZM254 160H255V159H254ZM108 161H109V160H108ZM118 161H119V160H118ZM151 161H153V159H152ZM154 161H155V160H154ZM164 161H165V160H164ZM166 161H167V160H166ZM166 161H165V162H166ZM172 161H173V160H172ZM199 161H200V160H199ZM199 161H197V162H199ZM208 161H209V158H208L207 162H208ZM210 161H211V160H210ZM218 161H219V160H218ZM218 161L216 160L215 163H217ZM221 161H220V162H221ZM226 161H225L223 167L225 166ZM231 161H234V160L231 159ZM240 161H241V160H240ZM250 161H251V162H254V161H252L251 159H250ZM263 161H264V160H263ZM73 162H74V161H73ZM98 162H99V161H98ZM109 162H111V161H109ZM113 162H114V160H113ZM136 162H137V161H136ZM136 162H135V160H134L133 163H136ZM140 162H141L142 167H143V165H144L143 163H144V162H143V161H140ZM155 162H156V161H155ZM158 162H159V161H158ZM158 162H157V163H158ZM165 162H164V163H165ZM181 162H182V161H181ZM187 162H188V161H187ZM193 162H194V161H193ZM195 162H196V161H195ZM200 162L202 163V161H200ZM207 162H206V163H207ZM227 162H229V161H227ZM241 162H242V161H241ZM244 162H245V161H244ZM131 163H132V162H131ZM146 163H147V162H146ZM157 163H155L154 165H155V166H158V165H156ZM159 163L161 164V162H159ZM159 163H158V164H159ZM167 163H168V162H167ZM182 163H183V162H182ZM184 163H185V162H184ZM184 163H183V166H184ZM203 163H202L201 165H200V163H198V164L194 163L195 165H199V166H200L199 169L196 167V168L198 169V171H197V176L199 177V179L202 178V173H201L200 169H201V166L203 165ZM208 163H209V162H208ZM208 163H207V165H208ZM210 163H212V161H211ZM218 163H219V162H218ZM230 163H231L232 165L235 164V162H234V163L230 162ZM239 163H240V162H239ZM246 163H247V162H246ZM246 163H244V164H246ZM138 164H140V163H138ZM152 164H153V163H152ZM162 164H163V163H162ZM162 164H161V166H162ZM241 164H243V163H241ZM244 164H243V165H244ZM262 164H263V162H262ZM115 165H116V164H115ZM134 165L136 166L137 164H134ZM147 165H148V163H147ZM154 165H153V166H154ZM163 165H164V164H163ZM185 165H187V163H185ZM192 165H193V164H192ZM207 165H203V166H207ZM219 165H220V164H219ZM235 165H236V164H235ZM243 165H242V166H243ZM247 165H248V164H247ZM132 166H133V165H132ZM135 166H134V167H135ZM139 166H140V165H139ZM148 166H149V165H148ZM148 166H147V167H148ZM189 166H190V165H189ZM212 166H213V165H212ZM220 166H221V165H220ZM228 166H229V165H228ZM228 166L226 165V167H228ZM236 166L238 167V165H236ZM253 166H252V167H253ZM261 166H262V165H261ZM134 167H133V168H134ZM137 167H138V166H136L135 168H137ZM140 167H141V166H140ZM140 167H139V168H140ZM144 167H145V166H144ZM213 167H214V166H213ZM216 167H219V166L216 164ZM230 167H231V165H230ZM232 167H233V166H232ZM246 167H247V166H246ZM246 167H245V168H246ZM248 167H247L246 169H245L244 167H243L244 169H243L242 167H241V168H242L243 170H249ZM255 167H253V168H255ZM263 167H264V166H263ZM263 167H262V168H263ZM156 168H157V167H156ZM159 168H161V167H159ZM163 168H164V167H163ZM203 168H206V167H203ZM221 168H222V167H220V169H218V171H219L220 173L224 172V176H225V175H226L225 173H227L228 171L225 172V170H224V171L221 172ZM241 168L239 167V170H240ZM256 168H257V167H256ZM105 169H106V168H105ZM144 169H146V167H145ZM192 169H194V168H192ZM208 169H209V168H208ZM242 169H241V170H242ZM250 169H252V168H250ZM259 169H258V170H259ZM203 170H204V169H202V172H203ZM226 170H227V169H226ZM237 170H238V169H237ZM237 170H235V171H237ZM239 170H238V171H239ZM243 170H242V171H243ZM253 170H255V169H253ZM253 170H251V172H252ZM258 170L256 169V172H257ZM262 170H263V169L259 170L257 173H256V172H253V174L256 173L257 175H259V174H261V173H259V172L262 171ZM187 171H188V170H187ZM218 171H217V172H218ZM149 172H150V171H149ZM163 172H164V171H163ZM205 172H207V169L205 170ZM230 172H231V170L229 169V173H230ZM233 172H234V171H233ZM263 172H264V170H263ZM108 173H109V172H108ZM111 173H112V172H111ZM214 173L216 174V172H214ZM236 173H237V172H236ZM258 173H259V174H258ZM190 174H191V173H190ZM206 174H207V173H206ZM208 174H210V173H208ZM208 174H207V175H208ZM222 174H223V173H222ZM231 174H232V173H231ZM238 174H240V173H238ZM243 174H245V175H243V176L246 177V173L243 172ZM112 175H113V174H112ZM115 175H116V174H115ZM195 175H196V173H195ZM219 175H220V174L218 173V176H219ZM227 175H228V173H227ZM240 175H241V174H240ZM262 175H263V174L259 175V177H260V176L262 177ZM191 176H192V174H191ZM235 176H236V174H235ZM243 176H241L240 178L242 179ZM253 176H254V175H253ZM263 176H264V175H263ZM207 177H208V176H207ZM210 177H211V175H210ZM213 177H214V176H213ZM225 177H226V176H225ZM231 177H233V175H232ZM236 177H237V176H236ZM208 178H209V177H208ZM215 178H216V177H215ZM215 178H214V179H215ZM218 178H220V176H219ZM218 178H217V179H218ZM221 178H222V177H221ZM221 178H220V179H221ZM227 178H228V177H226L225 181H226V180L231 181L230 179H227ZM229 178H230V177H229ZM240 178H236V179L241 180ZM252 178H253V177H252ZM262 178H263V177H262ZM163 179H164V178H163ZM163 179H162V180H163ZM197 179H198V178H197ZM211 179H212V178H211ZM214 179H213V180H214ZM220 179H219V181H221ZM234 179H235V177H234L232 180H234ZM244 179H247V178H243V180H244ZM249 179H250V177H249ZM249 179H248V182H249ZM257 179L260 180L259 178H257ZM239 180H237V181H239ZM243 180H241V181H243ZM252 180H253V179H252ZM252 180H251V181H252ZM258 180H257V184H258V182H260V181H261V182L264 181V179H262V180H260V181H258ZM157 181H158V180H157ZM160 181H161V180H160ZM200 181H201V180H200ZM200 181H199V183H200ZM203 181H204V180H203ZM215 181H218V180H215ZM219 181H218V182H219ZM223 181H224V180H223ZM237 181H236V182H237ZM246 181H247V180H246ZM246 181L244 180V182H246ZM251 181L249 182L250 184H249L248 182H246L247 184H249L248 186L251 185ZM201 182H202V181H201ZM204 182H205V181H204ZM204 182H203V183H204ZM212 182H213V181H211V183H212ZM218 182H217V184H218ZM261 182H260V183H261ZM205 183H206V182H205ZM205 183H204V184H205ZM207 183H208V182H207ZM209 183H210V182H209ZM239 183H240V182H238L237 184L239 185ZM246 183H245V187L248 188ZM253 183H254V182H253ZM262 183H263V182H262ZM201 184H202V183H201ZM213 184H215V183L213 182ZM219 184H220V183H219ZM227 184H228V183H227ZM227 184H226V185H227ZM237 184H236V185H237ZM240 184H241V183H240ZM254 184H256V183H254ZM195 185H196V187H197V184H196V183H195ZM220 185H221V184H220ZM241 185H242V184H241ZM243 185H244V183H243ZM243 185H242V187H243ZM201 186H203V185H201ZM209 186H210V184H209ZM213 186H214V185H213ZM215 186H216V184H215ZM251 186H252V185H251ZM251 186H250V187H251ZM256 186H257V185H255V187H256ZM205 187H206V186H205ZM207 187H208V186H207ZM237 187H238V186H237ZM240 187H241V186H240ZM253 187H254V186H253ZM257 187H258V186H257ZM200 188H201V187H200ZM203 188H204V187H203ZM210 188H213V187H212V184H211ZM210 188L208 187L207 189H210ZM246 188H245V189H246ZM259 188H260V187H259ZM207 189H206V191H207ZM254 189H255V188H254ZM260 189H261V188H260ZM260 189L257 188V190H260ZM201 190H202V189H201ZM201 190H200V191H201ZM204 190H205V189H204ZM204 190H203V191H204ZM213 190H214V188H213ZM252 190H253V188H252ZM200 191L198 190L199 193H200ZM203 191H202V193H204ZM208 191H209V190H208ZM208 191H207V192H208ZM248 192H249V190H248ZM252 192H255V191H252ZM252 192H251V194H252ZM209 193H210V192H209ZM129 194H131V193H129ZM204 194H205V193H204ZM213 194L215 195V193H213ZM213 194H212V195H213ZM227 194H228V193H227ZM249 194H250V193H249ZM251 194H250V195H251ZM256 194H257V192H256ZM198 195H199V194H198ZM200 195H201V194H200ZM202 195H203V194H202ZM223 195L226 196V194H223ZM223 195H221V196H223ZM209 196H210V195H209ZM219 196H220V195H219ZM219 196H218V194L215 195V197H216L217 199H218ZM225 196H224V197H225ZM227 196H228V195H227ZM227 196H226V198H227ZM136 197H137V196H136ZM204 197H205V196H204ZM210 197H211V196H210ZM254 197H256V195H255ZM216 198H215V200H216ZM201 199H202V198L200 197V200H201ZM208 199H209V198H208ZM210 199H214V198H210ZM219 199H220V198H219ZM221 199L225 201V199H223V198H221ZM206 200H207V199H206ZM226 200H227V199H226ZM203 201H204V200H203ZM208 201H209V200H208ZM224 201H223V202H224ZM201 202H202V201H201ZM204 202H205V201H204ZM225 203H226V202H225ZM228 203H229V202H228ZM263 203H264V202H263ZM202 204H203V203H202ZM229 204H230V203H229ZM226 205H227V204H226ZM224 206H225V205H224ZM263 206H264V205H263ZM227 207H228V206H227ZM230 207H231V206H230ZM258 207H260V206H258ZM228 208H229V207H228ZM240 208H241V207H240ZM240 208H239V210H240ZM242 208H243V207H242ZM246 208H247V207H246ZM246 208L244 207L243 209H246ZM261 208H262V207H261ZM261 208H260V209H261ZM203 209H204V208H203ZM230 209H231V208H230ZM233 209H235V208L233 207ZM236 209H237V208H236ZM263 209H264V208H263ZM231 210H232V209H231ZM241 210H242V209H241ZM257 210H259V208H258ZM261 210H262V209H261ZM244 211H245V210H244ZM250 211H251V210H250ZM202 212H203V214H204V211H203V210H202ZM248 212H249V209H248ZM256 212H257V211H256ZM258 213H259V212H258ZM258 213H257V214H258ZM242 214H244V213H242ZM245 214H246V212H245ZM250 214L252 215L253 213H250ZM250 214H249V217H247L248 219H250L249 221L251 222V220H252L254 223H257V226L259 225V226L261 227L260 229H262V235H261L260 233H258V234L261 235V236H263V239H262V241H263L262 243H263V244H262V245H264V224H263V222L260 221L259 218L255 217V216H250ZM205 215H206V214H205ZM263 215H264V214H263ZM239 216H240V215H239ZM242 216H243V215H242ZM246 216H247V215H246ZM204 217H205V216H204ZM235 217H236V216H235ZM248 219H247V220H248ZM240 220H241V219H240ZM228 221H229V220H228ZM249 221H248V222H249ZM227 223H228V222H227ZM241 223H242V222H241ZM220 224H222V223H220ZM250 224H251V223H250ZM223 225H224V223H223ZM229 225H231V224H229ZM218 226H220V225H218ZM218 226H217V228H219ZM234 226H235V225H234ZM234 226H233V227H234ZM247 226H249V225H247ZM222 227H223V226H222ZM225 227H226V226H225ZM240 227H241V226H240ZM241 228H242V227H241ZM224 229H225V228H223V229L220 228L219 230H222L225 234H228L229 231H228V230H227V231H226V230L224 231ZM243 229H244V228H243ZM254 229H255V228H254ZM256 229H257V228H256ZM260 229H259V230H260ZM235 230H236V229H235ZM241 230H242V229H241ZM257 230H258V229H257ZM260 231H261V230H260ZM233 232H234V231H233ZM258 232H259V231H258ZM216 233L218 234V229H217V232H216ZM238 233H239V232H238ZM254 233H255V232H254ZM239 234H240V233H239ZM230 235H231V232H230ZM240 235H241V234H240ZM231 236H232V235H231ZM233 236H234V235H233ZM235 236H236V235H235ZM261 236H258V237H261ZM256 237H257V236H256ZM228 238H229V240H230V238H232V237H229V236H228ZM261 238H262V237H261ZM241 239H242V238H241ZM258 239H259V238H258ZM258 239H256V240L258 241ZM232 240H233V238H232ZM234 240H236V238H235ZM239 240H240V239H239ZM246 240L249 241V239H247V238H246ZM246 240L244 239L245 242H242V243H243V244L246 243V242H247ZM252 241H253V240H252ZM252 241H251V242H252ZM231 242H232V241H231ZM234 243H235V242H234ZM247 243L250 244V242H247ZM259 243H261V242H259ZM216 244H217V243H216ZM235 244H236V243H235ZM237 244H238V243H237ZM237 244H236V245H237ZM239 244H240V242H239ZM256 244H257V243H256ZM240 245H242V244H240ZM245 245H246V244H245ZM258 245H259V244H258ZM249 246H250V245H249ZM241 247H242V246H241ZM243 247H246V246H243ZM239 248H240V247H239ZM246 248H247V247H246ZM257 248H258V247L256 246L251 252H249V253L247 254L248 257H249V259H250L251 257L253 258V256H254V254H253V253H254V250L257 249ZM221 250H222V249H221ZM245 250H247V249H245ZM262 250H263V252H264V248H262ZM213 251H214V250H213ZM243 251H244V250H243ZM255 251H256V250H255ZM257 251H258V250H257ZM219 252H221V251L219 250ZM244 252H245V251H244ZM211 253H212V252H211ZM213 254H215V253L213 252ZM213 254H212V256H213ZM228 254H229V253H228ZM228 254H227L226 256H228ZM252 254H253V255H252ZM262 254H264V253H262ZM205 255H206V254H205ZM207 255H208V254H207ZM215 255H216V254H215ZM247 255H244V256L247 257ZM208 256H209V255H208ZM208 256H207V257H208ZM216 256H217V255H216ZM221 256H222V254H221ZM226 256L224 255V257H222V261L225 259ZM261 256H262L261 258H263V255H261ZM204 257H205V256H204ZM246 257H245V258H246ZM229 258H230V255H229ZM252 258H251V259H252ZM205 259H206V258H205ZM218 259H221L220 255H218ZM213 260H214V259H213ZM229 260H231V261L233 262V259H232V258H230ZM229 260H228V263H229V262L231 263V261H229ZM234 260H235V259H234ZM261 260H262V259H261ZM208 261H212V260L209 259ZM208 261H207V262H208ZM214 261H215V260H214ZM224 261H227V259H225ZM251 261H252V260H251ZM262 261H263V260H262ZM262 261L259 260V262H262ZM236 262H237V261H236ZM208 263H209V262H208ZM222 263H223V262H222ZM249 263H250V262H249ZM262 263H264V262H262ZM206 264H207V263H206ZM210 264H211V262H210ZM216 264H217V262H216ZM225 264H227V263H225ZM244 264H245V263H244ZM250 264H253V263H250ZM257 264H258V263H257ZM259 264H261V263H259Z\"/></svg>",
  "mask_w": 264,
  "mask_h": 264
}]
</instances>
